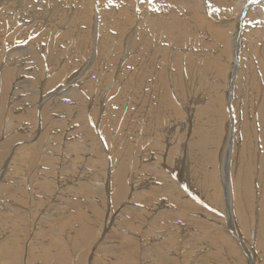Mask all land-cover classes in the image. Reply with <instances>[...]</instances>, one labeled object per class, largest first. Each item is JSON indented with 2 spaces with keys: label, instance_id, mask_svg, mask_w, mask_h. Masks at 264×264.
<instances>
[{
  "label": "rangeland",
  "instance_id": "1",
  "mask_svg": "<svg viewBox=\"0 0 264 264\" xmlns=\"http://www.w3.org/2000/svg\"><path fill=\"white\" fill-rule=\"evenodd\" d=\"M28 1H30V2H32L33 4H37L38 3V1L37 0H28ZM55 1H56V3H55ZM80 1V3L81 4H77V3H71V0H65V2H64V0H52V2L55 4V8L54 7H51V9H52V11H51V18H50V21H51V23L52 22H55V23H57L58 21H59V19H60V21H59V24H57V26L59 25L60 26V22L63 24L64 23V25L63 26H65V24H66V26H68V31H70L71 30V28H72V26L71 25H73V23L75 22V23H77V29H78V33L79 32H81L82 31V35H80V37L79 36H77L76 38H73L72 39V37L71 38H69L68 40L67 39H65L64 38V35L66 34V35H68V32H67V30L62 34V37H63V39H65L66 40V43H67V41H68V52H66V51H64V49L66 48V47H64V45L66 44L65 43V41H62V42H64V44L62 43H60L58 46H57V48H55V49H52V47L51 48H49V49H46L47 48V46H46V43L48 42L49 43V40H51L52 38H57L58 36H60L61 35V33H57V36L56 35H53L52 36V38L50 39V38H47V39H41L40 41H39V46L41 47V45H43L42 46V48L44 49V52L45 51H47L46 52V54L45 55H43L44 53L43 52H41L42 53V56L43 57H41V55H40V57H41V59L44 61V62H46V61H49L48 59H50V63L49 64H51V65H49V67L48 66H44V67H48L47 69H43V72H42V70H38V69H33V68H31V66H29V65H24V64H17L18 66H15V65H12V67H8L6 70H3L2 69V66H4V62L6 61V55L8 56L9 55V53L7 52V51H5L4 49L5 48H1V45L2 46H4V45H7L8 46V49L10 50L12 47L13 48H16V49H14L15 51H13V53L15 54V56L16 57H19V56H23V55H21L20 53H18L19 52V50L18 49H21V50H23L24 48H26L27 47V45L30 43V42H32L33 40H35V39H37V38H39L40 37V31L42 30V28H43V30H44V28H45V26L47 25V23H46V21H45V19L47 18V19H49L48 17L50 16V11L48 12V10H50V9H48L49 7H50V5L52 4V3H50L49 1H46V0H42L41 1V8L39 7V6H37V10L35 11V10H33V7H27V6H25L24 4H20L19 2H17V3H19L20 5H23L24 6V11H25V13H24V15H23V17L27 20V21H31V17L33 16V14L35 13V12H37V13H39V15H38V18L40 17V21L39 22H36V25L37 24H41V23H45L43 26L44 27H42L41 28V26H39V28H40V30H39V28L37 29L38 31V33L36 32V33H34L33 31H34V29H36L35 28V26H33V28L31 29V27L28 29V30H24V32H22L21 31V33L20 34H22V33H27L29 36H27V34H26V36L25 37H22V38H19L20 37V34L19 33H17L16 34V36L13 38V40H11V42H12V44H9L8 43V41H7V39L11 36V35H13V33L15 32L14 30L15 29H17V28H21L22 26H21V24H20V17H17V19L16 20H14V21H12L11 23H9V24H7V22H6V28H4L3 27V23L4 22H2L1 20H0V81H1V83H3V79L4 78H6L5 80H4V82H5V85H7V86H10L11 87V89H10V87H7V86H3L4 87V89L6 90V92H1V86H0V100H2V101H0V111L2 112V114H4V115H0V176H1V173H2V171H3V176H1L0 177V191L2 192V193H0V264H97V263H99V264H125V262H126V264H160V262H161V260H164V262H161V264H166V262H167V259L168 260H172V262L174 263V264H176V261H177V259H178V263H180V264H249V259L244 255V253L246 252V250L244 249V247H242V243L240 242V240L238 241L239 242V246H237L236 244H232V246H228V244H229V241L228 240H226V235L228 236L229 234H227V232H228V228H229V226H228V228H227V224H226V222H225V219H224V216H225V214L227 213H224V211H225V203H223V197H222V193H223V189H222V185L220 184V178L221 177H219L220 175H221V173L223 172V154H222V152H224L225 151V148H226V142L227 143H229V142H231V144L233 145V151L231 152V164H232V167H233V169H232V173H234V177H233V179L235 178V176H236V178H238L239 179V182L240 181H242V182H240V184L239 183H237V184H239L238 185V191L237 192H239L240 191V196H239V199L238 200H236V201H238V202H236V204L234 203V205H235V209H234V213H233V215H232V222H233V226H234V228L236 229L235 231L237 232V234L236 235H238L242 240H243V242H245V244H247L248 245V247H250L252 250H253V254H254V256H255V259H256V264H264V220L263 219H261L260 220V222H259V212L260 211H258V210H260V207H259V205H257V203H259V200H260V196H259V183H258V171H259V168L257 167V165H255V164H257L256 163V161H255V158H253V159H251L250 161H251V163H250V161L248 160L249 159V156H250V153H249V155L248 154H246V153H248L249 152V150H245V152L243 151L244 149L242 148V143L244 142V140L246 139V137L247 136H249V139H251L250 141H251V143H250V149H251V147L253 146V147H257L256 149L257 150H259V155L260 154H262L261 152L263 151V144H264V138H262L261 139V137H262V135L264 134V108H263V99H264V95H263V90H264V80H262V78H261V72H260V70H264V67H263V69H261L260 67H259V65L258 64H260V62H259V60H255L254 59V63H255V69H254V76H255V79H253V84H244V81H245V73H244V71L243 70H246L247 69V67H246V65H244L243 64V62H246V60H245V57L243 58V57H241L242 58V60L240 59V66H241V72L238 74V76H237V78H236V81H235V84H234V88H235V92H233V98H234V103H233V106H234V108H233V113H232V118L231 119H233L232 121H233V123L230 125V123H231V119H230V117H229V119H230V122H229V120H228V118H227V113H225V111H226V104H225V100H226V95L229 93V91H225L226 90V88H225V83L226 82H230V79H231V77L230 76H232V74H233V68L231 67V65H230V63H229V66L228 65H226V63L225 64H223V62L222 63H220V69H219V67L217 68L216 67V64L213 66L212 65V68L214 69V70H216L217 69V71L219 70V73H220V75H221V77H220V75H219V78H215V76H214V72H212V70H208V69H204L203 68V76H202V80L200 81V82H198L197 83V85H196V79H195V81L194 80H190V82H189V84H188V82L187 81H189V79L192 77V74H191V76H190V74H189V72H188V70L187 69H185V66H186V63H185V61H184V59H185V57H187V55H186V53H185V50H183V49H181L180 50V52L178 51L177 53H174L173 52V50H174V45H173V47H172V49H167V51H165V57L167 58V60L166 61H164V65H163V67L162 68H164L165 70H166V77H168L167 78V82H168V88H169V93H170V96L171 95H173V97H169V99H171L172 98V100L175 102L176 100H174L176 97H175V92H176V94H177V97H178V99H179V102H185V104H181L183 107L185 106V108H189V106L191 105V103L192 104H194L195 105V107H197L196 109H192L191 111L193 112L194 111V114H196V115H192L191 117H189V119H188V117L186 118L185 117V114L183 113V111H182V113H181V110L180 109H177L176 107H174V108H176V110L171 106V108H170V110L168 111V113H166V115L165 116H163V117H165V118H160V117H158V116H156V113H155V111L153 112V109H152V107L153 108H155V106H156V104H158L157 102L159 101V95H158V93L156 92V93H154L153 91H151V92H149L148 90H149V88L151 87V86H153V85H156V88H158V87H162V86H164V87H162L163 89L164 88H166V86H167V83L165 84V85H163L162 83L160 84V82L156 79V76H154V75H149L151 78H149L148 80H146L147 81V84L146 83H141L142 85H139V92L137 91V92H134V96L136 95V97H134V98H138V100L137 101H135V100H133V102H134V104H132L131 105V103H133V102H130V94H131V92L133 91V89H134V87L135 86H137L138 87V84H131V87H130V84H124L123 83V81L125 82V80H126V78H127V76L126 77H123V81L122 82H118V83H115V80L113 79V77H112V74H114V73H118V70H119V68H121L122 67V65H120L119 63H121V62H119L118 64H114L115 62H117V60H116V58L118 59V55H120L119 54V51H118V53H111V51H110V53H109V51L107 52V55H109L110 54V56H111V59H113L112 57H115V60H114V63H111V64H109L107 67L109 68V69H107V68H103V69H101L100 70V67L99 66H101L104 62H106V60H108L107 59V57H105V59L104 60H102V54H103V52H101V51H99V50H94L95 48H91L92 47V45H91V43H92V36L91 35H93V30H91V28H89V26H87L85 23H84V21L83 20H80L79 18H78V20H77V18H76V14H74L75 13V11H78V12H80V11H83L85 8H83V7H85L84 5H82L83 3H82V0H79ZM48 2V3H47ZM16 3V7L18 8V4ZM61 3V4H60ZM65 3V4H64ZM69 3H71V5L69 4ZM64 4V5H63ZM68 4V5H67ZM208 5H209V3H207ZM206 4V5H207ZM58 5V6H57ZM75 5H77V7L75 8L74 6ZM6 7H5V9L6 10H9V8H7V5H5ZM65 6H67L68 7V9H66L67 7H65ZM70 6V7H69ZM71 7L73 8V9H71ZM45 10H44V9ZM58 8V9H57ZM83 8V9H82ZM46 9H48V10H46ZM63 9V10H62ZM1 10H3L2 8L0 9V11ZM65 10V11H64ZM62 11H64V12H68V17H67V15H62L63 13H61ZM263 11V10H262ZM29 12V13H28ZM41 12V13H40ZM44 12V13H43ZM72 14H71V13ZM12 13L13 12H11L10 13V15L12 16ZM53 13H54V15H53ZM14 14H16L15 12H14ZM29 14V15H28ZM87 14V13H86ZM75 15V16H74ZM55 16V17H54ZM59 18H58V17ZM66 18V20H64L65 18ZM54 17V18H53ZM83 17V16H82ZM58 18V19H57ZM62 18H63V20L64 21H66V22H68V24L66 23V22H63V20H62ZM67 18H68V20H67ZM71 18H72V22L73 23H71ZM45 21H43V20ZM83 19V18H82ZM62 20V21H61ZM82 21V22H81ZM2 23V24H1ZM80 23V24H79ZM32 23H30V25H31ZM69 24H71V25H69ZM82 24V25H81ZM107 24V23H106ZM10 25V26H9ZM29 25V26H30ZM33 25V24H32ZM42 25V24H41ZM108 25H109V23H108ZM108 25H105L106 26V28H108ZM5 26V25H4ZM17 26V27H16ZM21 26V27H20ZM71 26V27H70ZM141 27H142V29H143V31H142V33H144L145 31H146V26H144V25H140ZM87 28V29H86ZM4 29V30H3ZM8 31H7V30ZM12 30V31H11ZM32 32H31V31ZM104 30H106L105 28H104ZM26 31V32H25ZM28 31V32H27ZM87 31H89L88 32V34H87ZM127 31H129V30H127ZM50 32H52V31H50ZM67 32V33H66ZM91 32V33H90ZM31 33V34H30ZM108 33V35L109 36H111V37H119V38H121V39H123L122 40V45H125V42H126V39H125V37L123 38V36H125V35H121L122 33L121 32H119V31H113V30H109V32H107ZM116 33V34H115ZM125 32L123 31V34H124ZM142 33H140V35H139V38L141 37L142 38V36H144ZM189 33V32H188ZM8 34H10V35H8ZM19 34V35H18ZM37 34V35H36ZM126 34V33H125ZM8 35V36H7ZM33 35V36H32ZM73 35V33H71L70 34V36H72ZM79 35V34H78ZM91 37H90V36ZM115 35V36H114ZM117 35V36H116ZM142 35V36H141ZM192 35V36H191ZM19 36V37H18ZM105 36V35H104ZM103 35H101L100 37H102V38H100V40H106V36L104 37ZM104 37V38H103ZM148 37V36H147ZM191 37V38H190ZM33 38V39H32ZM43 38V37H42ZM98 38V37H97ZM140 38V41L142 40ZM144 38V37H143ZM148 38H150V37H148ZM160 38H162L161 36H159V40H161ZM19 39H21V40H19ZM32 41H31V40ZM163 40L165 39V38H162ZM177 39V41H178V43H180L179 45H182V47H184V45L186 44V46H187V53H194V54H207L208 56H206V57H208L210 60H211V58H214V57H212V51L213 50H211V54H209L210 52V49L208 48V49H206V48H204L203 46H201L202 45V43L203 42H205L204 40L206 39L207 40V38H203V40H201V39H199V38H195V35L192 33V34H187L185 37H183V35H181V39L180 38H176ZM199 39V40H198ZM18 40V41H17ZM45 42H44V41ZM54 40V39H53ZM71 40V41H70ZM137 40V39H136ZM135 40V41H136ZM198 40V41H197ZM200 40L202 41V42H200ZM14 41V42H13ZM42 41V42H41ZM72 41H73V44H72ZM139 41V42H140ZM148 41H149V39H148ZM189 41V42H188ZM197 41V42H196ZM45 44H44V43ZM133 42V43H132ZM174 42V41H173ZM182 42H183V44H182ZM42 43V44H41ZM47 43V44H48ZM77 43V44H76ZM80 43V44H79ZM130 43H132V45L130 44ZM129 43V45L127 44L126 46H129V49H132L133 51H134V49H135V52H134V55L136 56V55H138L139 56V53H142V52H138L137 51V48L139 47L140 49H144L145 51H146V57L148 58V56H149V53H148V51L150 50V47H151V42L149 41L148 43L146 42V44H144V46H140L139 44H138V42H137V44L139 45V46H137V44H135L134 46H133V44H134V41H131ZM194 43H196V44H194ZM199 45H198V44ZM201 43V44H200ZM260 43H262V42H260ZM66 44V45H67ZM109 44H110V42H109ZM148 44V45H147ZM161 44V46H163V42L162 43H160ZM166 44H168L167 42H166ZM189 44V45H188ZM15 45V46H14ZM63 47H62V46ZM75 45V47H73ZM60 46V47H59ZM150 46V47H149ZM152 46H153V44H152ZM189 46V47H188ZM201 46V47H200ZM19 47V48H18ZM21 47V48H20ZM78 47V48H77ZM79 47H80V49H82V50H80L79 49ZM125 47V46H124ZM124 47L122 48V50H121V55L120 56H124V54L126 53L125 51V49H124ZM133 47V48H132ZM148 47V48H147ZM169 47H171V46H169ZM198 47V48H197ZM176 48V47H175ZM197 48V49H196ZM202 48V49H201ZM46 49V50H45ZM58 49V50H57ZM73 49V50H72ZM78 49V50H77ZM93 49V50H92ZM108 50L109 49H111V48H107ZM199 49V51L197 52V50ZM52 50V51H51ZM54 50V51H53ZM74 50H77V53H76V51H74ZM169 50V51H168ZM195 50V51H194ZM206 50H208V51H206ZM24 51V50H23ZM79 51H81L80 53H79ZM93 51V52H92ZM99 51V52H98ZM106 51V50H105ZM104 51V52H105ZM184 51V52H183ZM206 51V52H205ZM12 52V51H11ZM98 54H97V53ZM115 52V51H114ZM125 52V53H124ZM130 52V51H129ZM196 52V53H195ZM214 52H215V50H214ZM40 53V54H41ZM68 53V54H67ZM71 53H73V55L71 54ZM96 54L95 55V57H96V68H92L91 69V73L92 74H94V75H91L90 73H87V72H84L82 75H84V76H80V74L82 73V70H83V67L85 66V64H87V62L91 59V57L93 56V54ZM109 53V54H108ZM137 53V54H136ZM172 53H173V55H172ZM37 54H39L38 52H37ZM112 54V55H111ZM116 54V55H115ZM71 55V56H70ZM132 55H133V53H132ZM4 58H3V57ZM14 56V55H13ZM25 56V55H24ZM44 56H46V57H44ZM61 56V57H60ZM68 56V57H67ZM73 56V59L71 58ZM137 56V57H138ZM160 56H161V53H159V55L157 56L158 57V60H156L155 62H153L152 64V66H151V68H153V70H157V72H161L162 71V68H161V65H159L158 66V63H160ZM177 56V57H176ZM35 57V56H34ZM76 57V58H75ZM77 57H79V58H77ZM130 57V56H129ZM137 57H136V59H137ZM143 57V56H142ZM145 57V58H146ZM1 58H2V60H1ZM30 58V59H29ZM45 60H44V59ZM99 58V59H98ZM119 58H121V57H119ZM131 58V57H130ZM141 57H139L136 61H139V60H141L140 59ZM144 58V59H145ZM69 61H68V60ZM98 59V60H97ZM132 59V58H131ZM133 59H134V57H133ZM165 59V58H164ZM183 59V60H182ZM191 59L192 60H194L193 61V63L195 62H201L200 61V59H202V58H193V57H191ZM57 63H55L54 61ZM57 60H59V61H57ZM68 61L69 63H71L70 65H69V63L67 64V62L66 61ZM143 60V59H142ZM4 61V62H3ZM27 61L29 62V61H32V56L31 57H28L27 58ZM66 62L65 64H62L63 62ZM72 61V62H71ZM83 61V62H82ZM242 61V62H241ZM56 64V65H54V63ZM61 63V64H60ZM124 63V62H123ZM122 63V64H123ZM170 63V64H169ZM195 63H194V70L195 69H198V65H197V63H196V65H195ZM59 64V65H58ZM167 66H166V65ZM169 64V65H168ZM54 65V66H53ZM73 65V66H72ZM182 65V66H181ZM9 66V65H8ZM51 66V67H50ZM115 66H117V67H115ZM165 66V67H164ZM196 66V67H195ZM102 67H104V66H102ZM115 68V69H112V68ZM228 67H230V68H228ZM20 68H21V73H20ZM54 68V69H53ZM61 68H63V69H61ZM99 68V69H98ZM111 68V69H110ZM134 68V65H127L126 66V70L127 71H132V70H134L133 69ZM167 68V69H166ZM181 68H182V71H181ZM223 68H226L225 69V71H224V69ZM228 68V69H227ZM232 68V69H231ZM12 69H14V71L12 70ZM51 69H53L51 72H50V70ZM160 69V70H159ZM11 70H12V72H11ZM17 71V73H16V71ZM49 70V71H48ZM61 70H62V72H61ZM71 70V71H70ZM101 71V74L99 75V73H98V71ZM112 70H113V72H112ZM206 70V71H205ZM223 70V71H222ZM4 71V72H3ZM8 71H10V72H8ZM23 71V72H22ZM26 71V72H25ZM66 71V72H65ZM80 71H81V73H80ZM96 71H97V73H96ZM108 71H110L111 72V74H109L110 72H108ZM169 71V72H168ZM184 71V72H183ZM187 71V72H186ZM210 71V72H209ZM6 72H8L7 74H8V76H6V77H3L2 75H4ZM31 74H30V73ZM70 72V73H69ZM103 72H108V74H103ZM15 73V74H14ZM24 73V74H23ZM43 73H45L44 74V78H43V80H42V74ZM195 73L197 74V70L195 71ZM213 73V74H212ZM228 75H227V74ZM18 74V75H17ZM21 74V75H20ZM55 74V75H54ZM60 74V75H59ZM64 74V75H63ZM69 74V75H68ZM78 74V75H77ZM85 74H86V76H85ZM129 74V73H128ZM131 74V73H130ZM129 74V75H130ZM171 74V75H170ZM182 75V76H184L187 80H186V82H187V86L186 87H183L184 89L185 88H187V89H182L181 88V85H178V83H175V85H174V82H173V79H175V77L177 76V75ZM196 74H195V76H196ZM231 74V75H230ZM15 75V76H14ZM76 75V76H75ZM107 75H108V77H107ZM170 75V76H169ZM212 75V76H211ZM258 75V76H257ZM12 76H13V78H12ZM31 76V77H30ZM48 77L49 79H47L46 77ZM72 76V77H71ZM91 76V77H90ZM103 76H105L104 77V79H106L105 81H104V79L102 78ZM114 76V75H113ZM3 77V78H2ZM35 77V78H34ZM60 77H62V79H60ZM79 78L80 79V81H79V79H76V78ZM82 77H83V82L85 81V84L83 85V82H82ZM99 77V78H98ZM111 77H112V80H111ZM171 77H173V79L171 78ZM190 77V78H189ZM222 77L224 78V79H222ZM230 77V78H229ZM16 78V79H15ZM34 78V86L32 87L31 85H27V83L28 82H30V81H32V79ZM70 78H71V80H70ZM73 78H75V79H73ZM84 78H86V79H84ZM89 78V79H88ZM94 78H95V80H94ZM107 78H109V80L107 79ZM170 78V79H169ZM226 78H227V80H226ZM38 81H37V80ZM41 81H40V80ZM58 79H59V81H58ZM67 79H68V81H67ZM91 79V80H90ZM222 79V80H221ZM229 79V80H228ZM47 80H48V82H47ZM54 81V83L53 82H51V81ZM159 82H157V81ZM19 81V82H18ZM65 81H67V83L65 82ZM78 81V82H77ZM108 81H109V83H108ZM153 81V82H152ZM261 81V82H260ZM21 82V83H20ZM27 82V83H26ZM44 82H46V85H45V83ZM88 82V83H87ZM112 82H114V84L112 83ZM117 82V81H116ZM139 82V81H138ZM150 82V85H148V83ZM173 82V83H172ZM178 82V81H177ZM191 82H192V86H191ZM205 82V83H204ZM210 82V83H209ZM39 83V84H38ZM47 83H49L48 84V88L46 87L47 86ZM58 83V84H57ZM69 83H71V84H69ZM87 83V84H86ZM90 83V84H89ZM209 83V84H208ZM36 84V85H35ZM50 84H51V87H50ZM56 86H55V85ZM65 84V85H64ZM69 84V85H68ZM80 84H82V85H80ZM89 84V85H88ZM118 84H120V86L118 85ZM122 84H124V85H122ZM146 84V85H145ZM152 84V85H151ZM195 84V85H194ZM214 84V85H213ZM91 85V86H90ZM127 85V86H126ZM174 85V86H173ZM177 85V86H176ZM212 87H211V86ZM216 85V86H215ZM222 87H224L225 88V90H224V88H222ZM242 85V86H241ZM30 87V89L31 90H35L37 93H38V91H40V93L42 94H38V95H40V96H37V97H35L34 99H36V98H38L39 99V102H41V103H39L38 101H37V99H36V101L34 102V100H32L31 102H26L25 104H24V106L26 105V104H32V106H33V108H37L36 110H37V115H36V118H37V128H36V130H37V134L38 135H42L41 137L40 136H38V137H36L37 139H38V142H37V139L34 141V143L35 142H37L36 144H38V146H37V148H38V151H39V149H40V151L38 152L39 153V155L37 154V151H36V155L34 154H32V153H26V154H24L22 157H15L14 158V156L12 157V158H14V160L12 159L11 161H13V162H6V160L8 159V154H9V152H10V150H9V148H8V143H9V141L11 140V139H14L16 136H15V132L14 131H12L11 132V129H14L15 128V123H14V119H13V117L16 119V120H18L17 118L18 117H15L16 115L14 114L13 115V113H15L16 112V110H15V106H13V103H11V101H12V99L10 98V97H13V100H19L18 102L16 101V105H18V103H19V105H22L23 104V101L25 100V97H27V95L29 94H31V90H29L28 91V87ZM53 86H54V88H53ZM63 86H66L69 90L68 91H72V90H70V89H75L76 91H79V94H80V96H81V94H82V98L86 101H84L82 98L80 99L81 101H79L78 99H76V100H78V101H73V100H71V99H67V98H65V99H67L69 102H70V104H69V106H68V109H74L75 111H74V113H72L73 112V110H71L70 109V114L71 115H69V113H67L66 114V112L68 111L66 108H64L65 106H63L64 105V101H66V100H64V101H61L60 103H58L59 104V106H58V104H57V107H53V105H55L56 103H54V102H52L51 100L53 99V97L55 96V98H58V96L59 95H54V96H52V97H49L50 95H52V94H54V92H56V93H58V89H60L61 87H63ZM79 88H78V87ZM82 86V87H81ZM86 86H88V87H90V88H92V86H93V88L92 89H89V90H83L82 91V89L84 88V89H87L86 88ZM96 86V87H95ZM115 86V87H114ZM126 90H124V91H122V87ZM125 86V87H124ZM148 86V87H147ZM158 86V87H157ZM179 86V87H178ZM210 86V87H209ZM19 87H20V89H19ZM71 87V88H70ZM128 89H127V88ZM141 87H143V88H141ZM161 87H160V90H163V89H161ZM172 87V88H171ZM196 87V88H195ZM221 87V88H220ZM8 88V89H7ZM37 88V89H36ZM39 88H42V89H39ZM46 88V89H45ZM181 88V89H180ZM49 91H48V90ZM79 89V90H78ZM171 89V90H170ZM175 91H174V90ZM180 89V90H179ZM196 89V90H195ZM260 89V90H259ZM10 90V91H9ZM91 90H92V92H91ZM120 90H121V92H123V94L120 92ZM159 90V89H158ZM186 90H188L187 92H185ZM191 90L192 91H196V94H195V91L194 92H191ZM212 90V91H211ZM4 91V90H3ZM13 91V92H12ZM15 91V92H14ZM25 91V92H24ZM27 91V92H26ZM53 91V92H52ZM84 91H86L89 95H87V96H85L87 93H84ZM115 91V92H114ZM171 91V92H170ZM183 91V92H182ZM21 92V93H20ZM50 92V93H49ZM80 92H82V93H80ZM91 92V93H90ZM143 92L145 93H147V94H150V95H147L146 93H145V95H147L146 97L147 98H145L144 96H139V94L140 95H142L143 94ZM149 92V93H148ZM153 92V93H152ZM188 92H189V94H188ZM215 92V93H214ZM219 92H220V95L218 96L217 94H219ZM226 92H227V94H226ZM257 92V93H256ZM121 93V94H120ZM137 93V94H136ZM152 93V94H151ZM183 93V94H182ZM223 93V94H222ZM261 93V94H260ZM4 94V95H3ZM16 94L18 95L17 97H16ZM20 94H21V96H20ZM92 94V95H91ZM112 94V95H111ZM185 94V95H184ZM222 94V95H221ZM28 95V96H29ZM45 95V96H44ZM47 95V96H46ZM120 95V96H119ZM124 97H123V96ZM144 95V94H143ZM158 95V96H157ZM212 95V96H211ZM224 95V96H223ZM10 96V97H9ZM220 96H222L223 98H224V101H223V98H221ZM240 96V97H239ZM85 97V98H84ZM120 97V98H119ZM175 97V98H174ZM192 97V98H191ZM210 97V98H209ZM217 97H220L221 99H222V101L220 100V98L218 99H216ZM46 98L48 99L47 101H45L44 103L45 104H43L42 103V101L43 100H46ZM113 98V99H112ZM117 98V99H116ZM121 98H123L122 100H119V99H121ZM141 98V99H140ZM186 98V99H185ZM212 98V99H211ZM253 98V99H252ZM116 99V100H115ZM144 99V102H145V99H147L146 100V102L144 103L142 100ZM189 99V100H188ZM215 99V100H214ZM10 102H8V101ZM23 100V101H22ZM82 100L84 101V103L82 102ZM114 100L116 101V103H114ZM119 101V103H118V101ZM181 100V101H180ZM183 100V101H182ZM188 102H187V101ZM202 100V101H201ZM219 100V101H218ZM236 100V101H235ZM238 100V101H237ZM198 101V102H197ZM218 101V102H217ZM34 102V103H33ZM50 102H52V103H50ZM74 102H75V104L76 105H78L77 107L75 106V104H74ZM82 102V103H81ZM88 102V103H87ZM107 102V103H106ZM110 102V103H109ZM122 102V103H121ZM136 102H138V103H136ZM223 102V103H222ZM257 102H259V103H257ZM50 103V104H49ZM92 105H91V104ZM118 103V104H117ZM128 103V104H127ZM142 105H141V104ZM196 103V104H195ZM199 105H198V104ZM223 105H222V104ZM8 104V105H7ZM28 104V105H29ZM31 104H30V106H31ZM37 105V106H35V105ZM48 104V105H47ZM52 104V105H51ZM80 104H81V106L83 107H81L80 106ZM83 104H85V105H83ZM86 104H87V106H86ZM112 104H113V106H112ZM136 104V107H132V106H134ZM206 104V105H205ZM42 105V106H41ZM51 105V106H50ZM62 105V106H61ZM89 105L90 106H92V109H89ZM103 105H104V107H103ZM105 105H106V107H105ZM107 105H109L110 107H108ZM145 105V106H144ZM188 105V106H187ZM205 106V107H203V106ZM223 107H222V106ZM51 108V110H50V108ZM75 106V107H74ZM95 108H94V107ZM144 106V107H143ZM151 107V109H150V107ZM44 107H47V109L48 110H50V111H48V110H46V108H44ZM60 107H63V108H60ZM70 107V108H69ZM72 107H74V108H72ZM132 107V108H131ZM139 107H141V108H139ZM223 109H222V108ZM2 108H4V109H2ZM11 108H13V109H11ZM57 108H59V110L57 109V111H59V113L56 111V109ZM79 108H82V111H89L88 113V115H92L91 116V121H86L84 118L86 117L85 116V114H84V121H86V126H89V127H85L84 125L82 126V120H81V124L79 123V120L77 121V119L75 118V113H76V111L79 109ZM98 110H97V109ZM109 108V109H108ZM128 108H130L131 109V111L128 109ZM148 108V109H147ZM198 108L200 109V110H202V111H197L198 110ZM204 108V109H203ZM6 109V110H5ZM8 109H10V111L9 112H7L8 111ZM42 109H43V111H42ZM93 109H95V110H93ZM103 109L105 110V112L107 113L108 111H109V113H107V115H106V113H104L103 112ZM128 109V110H127ZM142 110L141 112H139L140 110ZM149 109L153 112H151V111H149ZM156 109V108H155ZM214 109V110H213ZM256 109V110H255ZM260 109L263 111V113L262 112H260ZM5 110V113L3 112ZM12 110H14V111H12ZM46 110V111H45ZM55 110V111H54ZM107 110V111H106ZM134 110V111H133ZM139 110V111H138ZM204 110V111H203ZM207 110V111H206ZM22 111L24 112V110L22 109ZM42 112L43 114H45L47 117H45L44 116V122H42V120H43V114L41 113V115L39 116V112ZM52 111H54V112H52ZM64 111V112H63ZM72 111V112H71ZM92 111V112H91ZM113 111V112H112ZM115 111H117V112H115ZM121 113H120V112ZM128 111H130V112H128ZM146 111H147V113H146ZM172 113H171V112ZM224 112V116H223V112ZM256 111V112H255ZM45 112V113H44ZM49 114H48V113ZM63 112V113H62ZM111 112V113H110ZM132 112V113H131ZM175 112V113H174ZM177 112V113H176ZM102 113H104V114H102ZM127 113V114H126ZM131 113V114H130ZM174 113V114H173ZM179 113V114H178ZM25 114V113H24ZM53 114H55L54 116H53ZM56 114H58V115H56ZM63 114H65L66 115V118H65V115H63ZM73 114V115H72ZM109 114H111V115H109ZM116 114H117V116H116ZM120 114V115H119ZM139 114V115H138ZM150 114V115H149ZM169 114H171V115H173L172 117H171V115H169ZM178 114V115H177ZM182 114V115H181ZM192 114V113H191ZM7 115H9V117H7ZM11 115V116H10ZM18 115V114H17ZM26 115V114H25ZM34 115H35V113H34ZM51 115V116H50ZM60 115H62V116H60ZM87 115V114H86ZM105 115V116H104ZM118 115L120 116V118L118 117ZM125 115H126V117H128L127 119H126V117H125ZM130 115V116H129ZM137 115V116H136ZM143 115V116H142ZM183 115H184V117H183ZM198 115V116H197ZM41 116H42V118H41ZM57 116V117H56ZM58 116H60V117H58ZM68 116V117H67ZM72 116V117H71ZM178 116H181L180 118L178 117ZM217 116H219V117H217ZM256 116V117H255ZM4 117V118H3ZM12 117V118H11ZM35 117V116H34ZM89 118H90V116H88ZM88 117H87V119H88ZM102 117H104L103 118V121H104V123L105 124H107V126L105 127V126H102V124H104L103 122H102ZM105 117H106V119H105ZM108 117H110V119L108 118ZM125 117V118H124ZM153 117V118H152ZM170 117V118H169ZM196 118V119H194V118ZM225 117H226V119H225ZM9 118V119H8ZM13 119V120H11V119ZM48 118H50L49 120H48ZM54 118H58L57 120H55ZM60 118V119H59ZM61 118H62V120H63V118H64V123H63V121L61 120ZM73 118V119H72ZM119 118V119H118ZM122 118V119H121ZM141 118H142V120L143 121H141ZM160 118V119H159ZM168 118V119H167ZM181 118H183V120L181 119ZM217 118V119H216ZM221 118H223V120L221 119ZM2 119V120H1ZM7 119V120H6ZM42 119V120H41ZM47 119V120H46ZM54 119V120H53ZM72 119V120H71ZM116 119H118V121L116 120ZM125 119V120H124ZM136 119H139V120H137L136 121ZM180 119V120H179ZM186 119V120H185ZM221 119V120H220ZM258 119V120H257ZM53 120V121H52ZM66 120V121H65ZM76 120V121H75ZM90 120V119H89ZM95 120V121H94ZM105 120H107L108 122H106ZM123 120H124V123H123V125H122V122H123ZM163 120H165V121H163ZM193 120H195V121H192ZM226 120V122H224ZM235 120V121H234ZM41 121V122H40ZM52 121V122H51ZM59 121V122H58ZM128 121V122H127ZM129 121H130V123H129ZM140 121L142 122V124L140 123ZM147 123H146V122ZM187 121H188V124H185V122L187 123ZM218 121H219V123H218ZM2 122V123H1ZM8 122V123H7ZM47 122V123H46ZM65 122H66V124H65ZM143 122L145 123V124H143ZM203 122V123H202ZM223 122V123H222ZM41 123H44V124H41ZM50 123H53V124H51V125H49ZM74 123V124H73ZM76 123V124H75ZM93 123V124H92ZM102 123V124H101ZM140 123V124H139ZM152 123V124H151ZM228 123H229V126H228ZM3 124V125H2ZM5 124V125H4ZM38 124H40V125H38ZM66 126H65V125ZM84 124V123H83ZM135 124V125H134ZM184 124H185V126H184ZM220 124H222V126L220 125ZM50 126V127H46V126ZM56 125V126H55ZM59 126V128H58V126ZM70 125H72V126H70ZM92 125V126H91ZM95 127H94V126ZM102 127H101V126ZM152 125V126H151ZM164 125H165V127H164ZM226 125V126H225ZM234 125V126H233ZM8 126V127H7ZM61 126V127H60ZM115 126V127H114ZM120 126H123V128L121 127V129H120ZM188 126V127H187ZM195 126V127H194ZM197 126V127H196ZM218 126V127H217ZM224 126V127H223ZM228 126V127H227ZM238 126H240V127H238ZM3 127V128H2ZM11 127V128H10ZM55 129H54V128ZM93 127V128H92ZM100 127L102 128V133H103V136H101V133H100ZM107 128V130L109 131V133H108V131H106V129L105 128ZM110 127V128H109ZM140 127V128H139ZM148 127V128H147ZM172 127H173V129H172ZM181 127V128H180ZM190 127H191V129H190ZM223 127V128H222ZM60 130H58V129ZM64 128V129H63ZM69 128V129H68ZM80 128H83V129H80ZM87 128H89L90 129V131H91V133L93 134V136H91V137H94V139L92 138L91 140L89 139L90 137H87V136H90V133H89V135H88V133H86L87 132ZM105 130H104V129ZM130 128V129H129ZM171 128V129H170ZM177 128H178V130L179 131H181L180 133H178L177 134V136H176V134H175V132L176 131H178L177 130ZM188 128V129H187ZM196 128V129H195ZM216 128H218V132H217V129ZM243 128V129H242ZM3 129V130H2ZM34 129L35 128H32V130L34 131ZM42 130L43 132H44V130H46L45 131V133H43L42 131V133L41 132H39L38 130ZM48 129H50V131L48 130ZM85 129V130H84ZM110 129V130H109ZM124 129V130H123ZM126 129V130H125ZM133 129V130H132ZM137 129V130H136ZM146 129V130H145ZM153 129V130H152ZM166 129H167V131H166ZM190 129V130H189ZM220 129V130H219ZM222 129V130H221ZM226 129V130H225ZM233 129V130H232ZM234 129H235V131H234ZM54 130H55V133H54ZM69 130V131H68ZM70 130H71V132H70ZM78 130V131H77ZM80 130H82V131H84V132H82V134H81V132H80ZM112 130V131H111ZM119 130H122V131H119ZM162 130V131H161ZM215 130V131H214ZM58 131V132H57ZM94 131H95V133H94ZM104 131V132H103ZM111 131V132H110ZM119 131V132H118ZM128 131V132H127ZM163 131H165L166 133H168V131L170 132V133H168V134H165V132H163ZM192 131V132H191ZM195 131V132H194ZM197 131V132H196ZM214 131V132H213ZM221 131V132H220ZM240 131V132H239ZM242 131V132H241ZM246 131V132H245ZM2 132V133H1ZM48 132H49V135L50 136H52V138L54 139V142H53V144H51L52 142L51 141H53V139L49 136V138H48V136L46 135V134H48ZM78 132V133H77ZM113 132V133H112ZM117 132V133H116ZM121 132V133H120ZM186 132V133H185ZM191 132V133H190ZM224 134H223V133ZM227 132V133H226ZM52 133H53V135H61V136H56V137H54L53 135H52ZM60 133H62V134H60ZM64 133V134H63ZM77 133V134H76ZM87 134V136H85L86 134ZM123 133V134H122ZM164 133V134H163ZM171 133H172V135H171ZM183 133V134H182ZM189 133H190V135H189ZM194 133H199V135H200V137L199 138H201V139H196L195 140V135H193ZM246 133V134H245ZM2 134V135H1ZM8 134V135H7ZM10 134V135H9ZM18 133H16V135H17ZM34 134V133H33ZM32 134V135H33ZM70 134V135H69ZM75 137H72V135ZM85 134V135H84ZM99 134V135H98ZM113 134V135H112ZM137 134V135H136ZM215 134V135H214ZM218 134H220V135H218ZM234 136H233V135ZM242 134V135H241ZM68 137H67V136ZM105 135H107V137L105 136ZM118 135V136H117ZM151 135V136H150ZM162 135H166V137H163ZM253 135H255V137L257 138V139H254L255 137L253 136ZM45 136V137H44ZM78 136H81V137H83L84 139H82L81 138V140H79V138L80 137H78ZM104 136H105V138H104ZM169 136L171 137V138H169ZM202 136V137H201ZM237 136V137H236ZM240 136V137H239ZM245 136V137H244ZM5 137V138H4ZM62 139H61V138ZM67 137V138H66ZM70 137V138H69ZM99 137V138H98ZM126 137V138H125ZM137 137V138H136ZM164 138L166 141H164V139H163V146H164V144H166L169 140V144H168V148H167V146H164V152H163V154H166L167 153V151L169 150V147L171 148V149H174V150H176V151H171L170 152V150H169V152H168V154L169 153H171V154H169L168 156L169 157H171L170 159L168 158L167 160L168 161H166V164L164 165V166H161L160 168L163 170L161 173H159V175L158 174H155V172L153 173V172H149V173H142V170H140V169H143L144 168V166L141 168L139 165H140V161H142V159H143V153L145 152V150H146V148L150 145V143L153 141V139H155V143L153 144V145H155V146H161V145H158L159 143H160V139H162V138ZM176 137H177V139L179 140H177L176 139ZM222 137H223V140H222ZM42 139V141L40 140V139ZM55 138H56V140H58V142L56 143V140H55ZM60 138V139H59ZM65 138V139H64ZM103 138V139H102ZM126 140H125V139ZM134 138V139H133ZM141 138V139H140ZM143 138V139H142ZM158 138V139H157ZM174 138V139H173ZM181 138V139H180ZM185 138H187V139H185ZM226 138H228V140L226 139ZM240 138V139H239ZM52 139V140H51ZM70 139V140H69ZM89 139V140H88ZM96 139H97V141H96ZM104 139L106 140V141H104ZM109 139V140H108ZM113 139H117V140H114V143L112 142L113 141ZM119 139V140H118ZM150 139H152V141L150 140ZM169 139V140H168ZM184 139V140H183ZM190 139V140H189ZM243 139V140H242ZM261 139V140H260ZM20 143H26V141L28 140V138L27 139H25V141H24V138H22V140L24 141H22V140H20V139H17ZM47 140H49V141H47ZM66 140H69V141H67L68 143H70V144H67V142H66ZM72 140H75V142L74 141H72ZM83 140V141H82ZM92 140L94 141L93 142V144H91L92 143ZM100 142H99V141ZM108 140V141H107ZM158 140V141H157ZM195 140V141H194ZM221 140V141H220ZM224 140H227L226 142H224ZM43 141H45V142H43ZM59 141H61V142H59ZM62 141H65V142H62ZM76 141H80V142H76ZM96 141V142H95ZM109 141H111V143L109 142ZM186 141H188V143L186 142ZM202 141V142H201ZM19 142H16V143H18V144H20ZM86 142V143H85ZM89 142H91V143H89ZM139 142V143H138ZM174 144H173V143ZM181 142V143H180ZM224 143V144H222V143ZM44 143V144H43ZM47 143H50V145L48 144L47 145ZM61 143V144H60ZM74 143V144H73ZM88 143V144H87ZM100 143H102V144H104V145H102V144H100ZM119 143H121V144H119ZM141 143V145H139ZM158 143V144H157ZM171 143V144H170ZM178 143L183 147V150H185V151H183L182 150V154L184 153V152H186L187 153V155H188V157H187V159L188 160H186V161H188V162H190V163H188V162H186L185 161V159H186V157H184V156H182L181 154L179 155V152L178 151H180V149L179 150H177L178 149V147H177V149H175L174 148V146H172V145H175V146H177L178 145ZM199 143H200V145H199ZM204 145H203V144ZM213 143V144H212ZM21 144V145H22ZM54 144H56V145H60V148L58 149L57 147H56V145H54ZM85 144V145H84ZM90 144V145H89ZM97 144V145H96ZM108 144V145H107ZM115 144H119L118 146L117 145H115ZM212 144V145H211ZM45 145H47L48 147H49V149L50 150H52V154L55 156H51L52 158H53V160H52V158L50 157V159H47V158H45V156L43 155V154H41V151L42 152H44V147H45ZM81 145V146H80ZM86 147H84V146ZM91 145H96V146H94V148H92V146ZM103 146V148L105 149L106 148V150L104 151V150H102L103 148H102V146ZM106 145V146H105ZM144 145V146H143ZM192 145V146H191ZM203 145V147H201ZM70 146V147H69ZM76 146H77V149H76ZM78 146L79 147H82V148H78ZM105 146V147H104ZM108 146V147H107ZM119 146L121 147V148H119ZM132 146V147H131ZM138 146L140 147V148H138ZM195 146V147H194ZM202 148H200V147ZM41 147V148H40ZM55 147V148H54ZM69 147V148H68ZM73 147V148H72ZM91 147V149H93L94 150V152H93V150L91 151V149H87V148H90ZM96 147V148H95ZM114 147V148H113ZM166 147V148H165ZM193 147V150H195V154H192V155H190V148H192ZM212 147V148H211ZM56 150H54V149ZM97 148H99V149H97ZM109 148V149H108ZM122 148L124 149V151L122 150ZM129 148V149H128ZM181 148V147H180ZM210 148V149H209ZM58 149V150H57ZM74 149V150H73ZM81 150V152H80V150ZM84 149V150H83ZM86 149V150H85ZM111 149L113 150V152H111ZM115 149V150H114ZM133 149H135L134 151H132ZM168 149V150H167ZM200 149H201V151H200ZM222 149H224V150H222ZM242 149V150H241ZM61 150V151H60ZM71 150V151H70ZM78 150V151H77ZM89 152H88V151ZM99 150V152H98V154H96L95 152H97ZM125 150H127V151H125ZM138 150H140V152H137ZM167 150V151H166ZM218 150V151H217ZM59 151V152H58ZM67 151H69V152H67ZM72 151H74V152H72ZM86 151V152H85ZM101 151V152H100ZM104 151V154L102 153ZM110 151V152H109ZM131 151L133 152V154L131 153ZM144 151V152H143ZM50 152V151H49ZM58 152V153H57ZM87 153V155L85 154V153ZM92 152V153H91ZM106 152V153H105ZM116 152H118V153H116ZM125 153V155H124V153ZM173 152H175V153H173ZM210 152V154H208ZM211 152H212V154H211ZM240 152V153H239ZM4 153V154H3ZM55 153H56V155H55ZM75 153V154H74ZM76 153H79V154H76ZM80 153H81V155H80ZM96 154V156H95V154ZM107 153H108V155H107ZM113 153V154H112ZM115 153V154H114ZM128 153V154H127ZM129 153H131L132 155L130 156V154ZM135 153H136V155H135ZM172 153H173V155H172ZM244 153V154H243ZM255 153V152H254ZM28 154V155H27ZM68 154V155H67ZM93 154H94V156H93ZM111 154H112V157H113V160H112V158H111ZM150 154H151V152H150ZM178 154V155H177ZM208 155V157H207V155ZM215 154V155H214ZM221 154V155H220ZM242 154H243V156H242ZM246 154V155H245ZM29 155H30V158L31 159H34V160H31L30 158H28L29 157ZM72 157H71V156ZM78 155V157L76 158V156ZM91 155V156H90ZM102 155V156H101ZM124 155V156H123ZM138 155H140V156H138ZM184 155V154H183ZM197 155V156H196ZM198 155H199V158H198ZM209 155L211 156V158L209 159ZM220 155V156H219ZM232 155H233V157H232ZM27 158H26V157ZM69 156V157H68ZM82 156V157H81ZM93 156V157H92ZM105 156V157H104ZM114 156H115V158H114ZM117 156V157H116ZM129 156V157H128ZM180 158H179V157ZM218 156V157H217ZM40 157H43V159H46L45 160V162H44V160H42V158L40 159ZM60 157V158H59ZM95 157H96V159H95ZM103 157V158H102ZM120 157V158H119ZM125 157V158H124ZM131 157V158H130ZM135 157V158H134ZM137 157V158H136ZM139 157H142V158H139ZM242 157H244V158H242ZM20 158V160L19 161H17V159H19ZM71 158V159H70ZM73 158V159H72ZM91 158L92 159H95L94 161H95V163L99 160L100 161V159H101V161H102V159H103V161H107L106 163V165H102V164H104V162L102 161H100V162H98V164H95L94 163V161H92V163H94L96 166H98V165H100V168H101V166H103V170H102V168H101V170L99 171V173H98V175H96V174H93L94 173V171L96 170V169H98L99 168V166L98 167H96L94 164H92V166H94V168L95 169H93V167L91 168V163H88V162H91ZM118 158V159H117ZM130 158V159H129ZM150 158V157H149ZM174 158L175 159H178V161L177 160H175L174 161ZM185 158V159H184ZM196 158V159H195ZM24 159V160H23ZM28 159H30L29 161H28ZM55 159V160H54ZM66 159H68V160H66ZM74 159H76L77 161H75ZM84 159V161H81V160H83ZM85 159L86 160H88L87 161V163H85L84 164V162H86L85 161ZM136 159V160H135ZM138 159V160H137ZM145 159V158H144ZM242 159V160H241ZM243 159H244V161H243ZM41 160V161H40ZM48 160H50L51 161V163H50V161H48ZM57 160V161H56ZM70 160H71V162H73V164L71 165V166H69L71 163H70ZM80 161V163H79V161ZM111 160H112V162H111ZM117 162V160H118V163L117 164H119V165H117L116 164V162ZM119 160H122V162L121 161H119ZM148 159H145L144 161L146 162ZM170 160V161H169ZM184 160V161H183ZM207 160V161H206ZM21 161L23 162V163H21ZM25 161V162H24ZM27 161V162H26ZM32 161V162H31ZM54 161H55V163H54ZM66 161V162H65ZM69 161V162H68ZM131 161V162H130ZM137 163V161L139 162V163H137V165H136V163ZM222 161V162H221ZM14 162H16V163H14ZM29 162H31V163H29ZM33 162H34V166H33ZM43 162H44V165H43ZM54 163V165H55V167H54V165H53V163ZM56 162H58V163H56ZM68 162V163H67ZM77 163V166H78V168H75L74 166L76 165V163ZM114 162V163H113ZM123 162H125L124 164H123ZM216 162H217V164H216ZM247 162H249V165H247L248 163ZM258 162V161H257ZM17 163H19V164H17ZM65 163V164H64ZM67 163V164H66ZM70 163V164H69ZM81 165H79V164ZM100 163V164H99ZM135 163V165H133ZM197 163V164H196ZM10 164V165H9ZM20 164H22V165H20ZM37 164V165H36ZM41 164V165H40ZM46 164H49L48 166H46ZM65 166H64V165ZM69 164V165H68ZM83 164V165H82ZM146 164H147V166L148 167H150V163H147L146 162ZM176 164H177V166L178 167H176ZM180 164V165H179ZM186 164V165H185ZM188 164V165H187ZM190 164V165H189ZM234 164V165H233ZM245 164V165H244ZM3 165H4V167H3ZM43 165V169H42V166ZM51 165H52V167L54 168V169H50V167H51ZM69 167H68V166ZM89 165H90V168H89ZM122 165H123V167L124 168H122L121 170H122V173H124V177H125V179H126V181H125V186H126V184H127V182L129 183V180L132 182L133 180L135 181V183H138V184H140V186H142L143 187V191L142 192H140L141 191V189H140V187H137V188H135V189H131V186L129 187V185H131L130 183L125 187V186H123V189L125 188V190H128L127 191V193L125 194V192H123V193H121L119 196H117V195H115V194H117V193H115V194H113V191H111V189L109 188V186H111V182H110V180H109V177L111 176V173H110V170H111V168L113 167V166H116V167H118V168H120V166L122 167ZM125 165L127 166L126 168H125ZM185 165V167L187 168V170H186V168L184 167L183 168V166ZM214 165V166H213ZM11 166V167H10ZM63 166H64V168H63ZM76 166V167H77ZM80 166V167H79ZM85 167L84 169H86V172H84V169H83V167ZM112 166V167H111ZM129 166V167H128ZM181 166V167H180ZM191 167V169H190V167ZM219 166V167H218ZM239 166V167H238ZM246 166V167H245ZM3 167V168H2ZM16 167H17V169H16ZM29 167V168H28ZM34 167V168H33ZM39 169H41V170H39ZM47 168V169H44V168ZM56 167L58 168V169H56ZM71 167V168H70ZM132 167H134L133 168V170L131 169ZM137 167V168H136ZM164 167V168H163ZM168 167V168H167ZM189 167V168H188ZM193 167V168H192ZM5 168V170H3ZM65 168L67 169V170H65ZM73 168H74V170H73ZM138 169L139 168V170H136V169ZM153 168V167H152ZM176 168V169H175ZM198 168V170H196ZM244 168V169H243ZM249 168V169H248ZM32 169V170H31ZM63 169V170H62ZM72 169V170H71ZM76 169V170H75ZM128 169V170H127ZM168 169H170V170H168ZM182 169V170H181ZM194 169V170H193ZM203 169V170H202ZM205 169V170H204ZM212 169V170H211ZM243 169V170H242ZM247 171H246V170ZM252 169V170H251ZM26 170V171H25ZM56 170V171H55ZM62 171V172H60V171ZM69 170V171H68ZM90 170V171H89ZM94 170V171H93ZM99 170V169H98ZM124 170V171H123ZM168 172H167V171ZM186 170V171H185ZM207 170V171H206ZM219 170V171H218ZM234 170V171H233ZM250 170V171H249ZM24 171V172H23ZM48 171L50 172V174H48ZM63 171H65V172H63ZM71 171V172H70ZM76 171V172H75ZM105 171V176H104V173H102V172H104ZM127 171H129V172H127ZM131 171V172H130ZM133 171L136 173H133ZM139 171L141 172L140 174H139ZM172 171V172H171ZM187 171H189V172H187ZM191 171H193V172H191ZM202 171H204V173L202 172ZM52 172H54V174L52 173ZM55 172L57 173L56 175H55ZM74 172V173H73ZM83 172V173H82ZM87 172H89V173H87ZM93 172V173H92ZM108 172V173H107ZM169 172H170V174H169ZM174 172H176V173H174ZM195 172V173H194ZM197 172V173H196ZM210 172V173H209ZM242 172H243V174H242ZM244 172H245V174H244ZM23 173V174H22ZM32 173V174H31ZM63 173V174H62ZM65 173V174H64ZM70 173H72V174H70ZM91 173V174H90ZM100 173H102L103 175H101ZM106 173H107V175H106ZM172 173H174V175L177 177V175L180 177H178V179H177V181H176V178L174 177V175H172ZM183 173V174H182ZM189 173V174H188ZM216 173V174H215ZM242 174V176H241V174ZM249 175H247V174ZM263 173H264V169H263ZM13 174H15V175H13ZM35 174V175H34ZM45 174H48L49 176H45ZM60 174V175H59ZM66 174H68V175H66ZM77 174V175H76ZM80 174V175H79ZM87 174L88 175H90V176H92L91 178H90V176H87ZM129 174H132V175H129ZM135 174V175H134ZM156 176V177H158V178H156L154 175ZM161 174V175H160ZM163 174V175H162ZM194 174V175H193ZM196 174V175H195ZM198 174V175H197ZM199 174H200V177H198L199 176ZM220 174V175H219ZM236 174V175H235ZM60 176V178H59V176ZM63 175H66V176H64L63 177ZM84 175V176H83ZM138 175V176H137ZM141 175V176H140ZM148 175V176H147ZM151 177H150V176ZM167 175V176H166ZM168 175H170V177L168 176ZM186 175H188V176H186ZM202 175H204L203 177H202ZM206 175V176H205ZM218 175V176H217ZM246 175H247V177H246ZM251 175V176H250ZM6 176V177H5ZM24 177V179L23 178H19V177ZM34 177V178H31V177ZM55 176H57V177H55ZM72 176V177H71ZM94 176V177H93ZM143 176V177H142ZM145 176H147V177H145ZM195 176H197V177H195ZM43 177V178H42ZM47 177V181L48 182H51L50 183V185L52 186V190H51V192L49 193V191L50 190H45L44 189V187H43V180H46L45 178ZM55 177V178H54ZM74 177V178H73ZM85 177V178H84ZM96 177V178H95ZM104 178L103 180H101L100 178ZM135 177V178H134ZM137 177V178H136ZM140 177V178H139ZM146 179H145V178ZM161 177H162V179H161ZM166 177H168V179L166 178ZM243 179H242V178ZM12 178V179H11ZM18 178V179H17ZM59 178V179H58ZM81 178V179H80ZM99 180H98V179ZM131 178V179H130ZM171 178V179H170ZM194 178V179H193ZM196 178H198V179H200L201 181H202V183H204V185H205V187L203 186V187H199V185L197 184V179ZM38 179V180H37ZM66 181H65V180ZM72 179V180H71ZM89 179V180H88ZM92 179V180H91ZM95 179V180H94ZM97 179V180H96ZM141 181H140V180ZM150 181H148V180ZM151 179V180H150ZM159 180V179H161V180H159V181H154V180ZM181 179V180H180ZM182 179H183V181H182ZM189 179H190V181H189ZM203 179H204V181H203ZM250 179V180H249ZM12 180V181H11ZM17 180H19V181H17ZM26 182H25V181ZM52 180H54V181H52ZM60 180V181H59ZM70 180V181H69ZM76 180V181H75ZM81 181V183L79 184V182ZM145 180L147 181L146 183L148 184L149 183V185H150V187H149V185H147L146 183H145ZM166 180H168V182H170V183H168V184H173L171 181H173L175 184H173V185H171V186H173V187H171V189L169 190L168 188H167V186H165V184H167V182H165ZM171 180V181H170ZM232 180V179H231ZM21 181V182H20ZM33 183H31V182ZM69 181V182H68ZM78 181V182H77ZM94 181H96V182H94ZM101 181L102 182H105L103 185L104 186H102V184H101ZM13 182H15V183H13ZM17 182H19L18 184H17ZM88 182V183H87ZM182 182H184V183H186V184H183ZM234 181H232V183H233ZM246 182H248V183H246ZM264 182V180H262V183ZM5 183V184H4ZM21 183V184H20ZM24 183V184H23ZM34 183H35V186H34ZM38 185H37V184ZM39 183H40V185H39ZM55 185H54V184ZM74 183V184H73ZM78 183V184H77ZM91 183V184H90ZM100 183V184H99ZM145 183V185H142V184H144ZM162 183V184H161ZM177 183V184H176ZM241 183H243V184H241ZM8 184V185H7ZM15 184V185H14ZM32 184V185H31ZM58 184V185H57ZM77 185V188H76V185ZM90 184V185H89ZM246 184L249 186V190L248 189H246ZM4 185V186H3ZM6 185V186H5ZM64 185V186H63ZM71 185V186H70ZM73 185V186H72ZM80 185V186H79ZM96 185V186H95ZM147 185V186H146ZM161 185H162V187H161ZM215 185V186H214ZM3 186V187H2ZM8 186V187H7ZM12 188H11V187ZM14 186V187H13ZM17 186V187H16ZM32 186V187H31ZM54 186H55V188H54ZM75 186V187H74ZM78 186H79V188L81 187L82 189H79L78 190ZM87 186V187H86ZM89 186H91V188H92V190L90 189H88V188H90ZM94 186V187H93ZM97 186H99V187H97ZM101 186V187H100ZM145 186V187H144ZM158 186V188H156ZM177 186V187H176ZM181 186L183 187V188H181ZM192 186V187H191ZM243 186V187H242ZM19 187V188H18ZM20 187L22 188V189H20ZM37 187V188H36ZM112 187V186H111ZM166 189H165V188ZM194 187V188H193ZM11 188V189H10ZM31 188V189H30ZM34 188H35V190H34ZM39 188V189H38ZM53 188H54V191H53ZM56 188H57V190H56ZM72 188V189H71ZM75 188V189H74ZM87 188V189H86ZM98 188V189H97ZM127 188V189H126ZM153 189V191L150 193L151 194V196H150V194L148 195V193L149 192H147L149 189ZM154 188H156V189H154ZM162 188V189H161ZM180 188H181V190H180ZM216 188V189H215ZM15 189H16V191H15ZM20 191H19V190ZM42 189V190H41ZM44 189V190H43ZM63 189V190H62ZM86 191H84V190ZM99 189H101V190H99ZM129 189H130V193H129ZM138 189V190H137ZM150 189V190H151ZM162 190L161 192L160 191H157V190ZM176 189V190H175ZM240 189V190H239ZM10 190V191H9ZM26 190V191H25ZM40 191V192H37V191ZM73 190V191H72ZM78 190V191H77ZM82 190V191H81ZM87 190H89V191H87ZM101 191V192H99V191ZM144 190H147V191H145L144 192ZM172 190V192L170 193V194H172L173 193V190H174V194H176V197L174 198V203H173V199H171L170 198V202L171 203H166V199H167V197H169V192L168 191H171ZM218 190V191H217ZM14 191V192H13ZM22 191V192H21ZM34 191V192H33ZM62 191H64V192H62ZM90 191H93V194L95 193V196L93 195L92 196V194H90ZM166 193H165V192ZM187 191V192H186ZM203 191V192H202ZM215 191H216V196L218 197L215 201H213V199L210 197L211 196V194H214L215 193ZM4 192V193H3ZM8 192V194H6ZM10 192H11V194H10ZM25 192V193H24ZM37 192V193H36ZM61 192V193H60ZM78 193V196H77V194L76 193ZM86 193V196L85 195H83L84 193ZM89 192V194H87ZM138 193V194H136L135 196L136 197H134V194L135 193ZM139 192H140V194H139ZM144 192V193H143ZM180 192H181V195H180ZM189 192V193H188ZM195 192V193H194ZM35 193V194H34ZM43 193V194H42ZM60 193V194H59ZM73 193V195H71V194ZM81 193H83V194H81ZM98 193H101L100 195H98ZM112 193V194H111ZM154 193V194H153ZM163 193H165V194H163ZM186 193H188V194H186ZM192 193V194H191ZM47 194H49V195H47ZM64 194V195H63ZM123 194V195H122ZM146 196H144V195ZM148 195V197H147V195ZM153 194V195H152ZM167 194V195H166ZM5 195V196H4ZM17 195V196H16ZM20 195H21V197H20ZM74 195H75V197H74ZM81 195V197L83 198V196H84V200L81 198V197H79ZM97 195L98 196H100V197H97ZM110 195L112 196V197H110ZM122 195V196H121ZM139 195H143V197L144 198H142V196H139ZM154 195L155 196H162L163 198L161 199V198H157L156 199V197H154ZM167 197H166V196ZM179 195V196H178ZM187 195H191V197H188L189 198V200L191 201V202H193L194 201V197H193V199H192V195L194 196H196L195 197V202H194V204L196 205L195 206V208L197 207V209H200V211L199 210H197L196 209V211H198V212H191V210H193L194 209V207H193V209H191V207L189 206V202L188 201H185V199L187 198ZM11 196V197H10ZM16 196V197H15ZM109 196V197H108ZM121 196V197H120ZM137 196H139V197H141L142 198V202L139 200V203H138V199H137ZM153 196V197H152ZM5 197V198H4ZM7 197L10 199H7ZM23 197V198H22ZM79 197V198H78ZM95 197V198H94ZM115 199H114V198ZM150 197V198H149ZM180 197V198H179ZM202 197V198H201ZM52 200H51V199ZM70 198H72V199H70ZM79 200H78V199ZM114 200H113V199ZM121 200H120V199ZM164 198H166V199H164ZM184 198V200H182ZM187 198V199H188ZM50 199V200H49ZM67 199V200H66ZM89 199V200H88ZM118 199V200H117ZM128 199V200H127ZM145 199H146V201H145ZM156 199V200H155ZM159 199V200H158ZM186 199V200H187ZM193 201H192V200ZM196 199H199V200H196ZM24 200V201H23ZM28 200V201H27ZM44 200H46V202L44 201ZM68 200H69V202H68ZM73 200V201H72ZM75 200V201H74ZM130 200H131V202H130ZM163 202H162V201ZM18 201V202H17ZM20 201H22V202H20ZM50 201V202H49ZM71 201H72V203H71ZM79 201V202H78ZM82 201H86L85 203H87V205L86 204H84ZM89 201V202H88ZM100 201H102V202H100ZM104 201V202H103ZM114 201V202H113ZM122 201V202H121ZM129 203H128V202ZM145 201V202H144ZM153 201V202H152ZM158 201V202H157ZM176 201V202H175ZM198 201V202H197ZM4 202V203H3ZM6 202H7V204H6ZM26 202V203H25ZM29 202V203H28ZM47 203V204H45V203ZM68 204H67V203ZM76 202V204H74L73 205V203H75ZM83 204H82V203ZM92 202V203H91ZM106 202V203H105ZM118 202H119V204H118ZM162 202V203H161ZM183 202V203H182ZM201 202V203H200ZM16 203V204H15ZM18 203V204H17ZM22 205H21V204ZM32 203V204H31ZM78 203V204H77ZM81 203V204H80ZM88 203H89V205H88ZM105 203V204H104ZM159 203V204H158ZM172 203L174 204V205H172ZM178 205H177V204ZM180 203H182L181 204V206H180ZM187 203V204H186ZM71 204V205H70ZM90 204H93V205H90ZM110 204V205H109ZM137 204V205H136ZM198 204H200V205H198ZM239 204V205H238ZM257 205V207H256V205ZM7 205V206H6ZM60 205V206H59ZM66 205V206H65ZM80 205V206H79ZM95 205H96V207H95ZM113 205V206H112ZM173 207H172V206ZM177 205V206H176ZM185 206L186 207V210L187 211H185V213H184V217H178L176 214H180V213H182L183 212V206ZM187 205H188V208H190V209H188L187 208ZM18 206H19V208H18ZM32 206V207H31ZM44 206V207H43ZM69 206H70V208H69ZM71 206H72V209H71ZM76 206V207H75ZM79 208H82V210L81 211H83V215H82V212L81 211H79V212H81L80 214L82 215V216H78V213L79 212H77V214H75L76 213V209H78V207ZM86 208H85V207ZM90 206H94V207H92V209H90V207L88 208V207ZM123 206V207H122ZM134 206V207H133ZM178 206H180V207H178ZM8 207V208H7ZM58 207H62V210H61V208L59 209ZM74 207V208H73ZM122 207V208H121ZM139 207V209L141 208V212H139V213H137V211H138V208ZM144 207H146V208H144ZM159 207V208H158ZM171 207V208H170ZM201 207V208H200ZM254 207H256V208H254ZM5 208V209H4ZM16 208V209H15ZM37 208V209H36ZM58 208V209H57ZM63 208H66V209H63ZM84 208V209H83ZM88 208V209H87ZM94 208H96V210L97 211H95V209ZM105 208V209H104ZM131 208V209H130ZM160 208H162V210H160ZM179 208H180V211H178L179 210ZM18 209V210H17ZM40 209V210H39ZM94 209V210H93ZM125 211H124V210ZM126 209H130L129 211L128 210H126ZM133 209V210H132ZM172 209H174V210H172ZM226 209H227V207H226ZM15 210H16V212H15ZM25 210V211H24ZM73 210H74V214H73ZM103 210V211H102ZM122 210H123V212H122ZM134 210L136 211V212H134ZM167 210H169L168 212H166ZM7 211H9V212H7ZM12 211H14V213H16V214H13V212ZM41 211V212H40ZM68 211V212H67ZM91 213H90V212ZM164 211L167 213H165L164 214ZM170 211H174L173 213L175 214V216H174V214L172 213V212H170ZM178 211V212H177ZM190 211V212H189ZM21 212H22V214H21ZM69 212L71 213L70 215H69ZM86 212V213H85ZM94 212H96L97 214H98V212H99V215H97L96 213V215L94 214ZM127 212V214H125L124 215V213H126ZM132 212H133V218H132ZM147 212V213H146ZM176 212V213H175ZM187 212V213H186ZM206 212V213H205ZM254 212V213H253ZM3 213H5V215L3 214ZM11 213V214H10ZM38 213V214H37ZM40 213V214H39ZM54 213V214H53ZM56 213V214H55ZM59 213V214H58ZM64 213V214H63ZM65 213H67V214H65ZM90 213V214H89ZM101 213V214H100ZM108 213H110L109 215H111V220H109L108 221V223L106 224V222H105V218H106V216L108 215ZM112 213V214H111ZM117 213V214H116ZM130 213V214H129ZM148 213H151V215L150 214H148ZM160 213H162V215L160 214ZM10 214V215H9ZM18 214V215H17ZM19 214H21L22 216H26L25 218H23L22 216V218H20V215ZM92 214V215H91ZM164 214V215H163ZM219 214V215H218ZM256 214V215H255ZM14 215V216H13ZM17 215V216H16ZM60 215V216H59ZM66 215V216H65ZM70 217H69V216ZM73 215H74V217H73ZM85 215V216H84ZM87 215V216H86ZM108 215V216H109ZM121 215V216H120ZM136 215V216H135ZM169 215V216H168ZM188 215V216H187ZM36 217V219H35V217ZM63 216H64V220H61L62 218H63ZM75 216L77 217V219L75 218ZM130 216V217H129ZM145 216V217H144ZM156 216V217H155ZM166 218H168V219H165V217ZM19 217V219H21V221L19 220V219H17ZM62 217V218H61ZM71 217H73V218H71ZM80 217H84V218H82L81 219V222H80ZM105 217V218H104ZM115 217V218H114ZM137 217L138 218H140V220L139 219H137ZM148 217V218H147ZM172 217V218H171ZM194 217V218H193ZM228 216H227V214H226V218H227ZM6 218V219H5ZM14 218V219H13ZM50 218H52V219H50ZM54 218H57V219H54ZM61 218V219H60ZM68 218H70V219H68ZM93 218V219H92ZM99 218V219H98ZM129 218H130V220H129ZM154 218H155V220H154ZM179 219V220H176V219ZM181 218V219H180ZM201 218V219H200ZM210 218V219H209ZM254 218V219H253ZM5 219V220H4ZM28 219V220H27ZM33 219V220H32ZM39 219V220H38ZM73 219L75 220V221H73ZM90 219V220H89ZM120 220V222L118 221V220ZM125 219H127V221L125 220ZM132 219V220H131ZM135 219V220H134ZM136 219H137V221L138 222H136ZM171 219V221H172V223L171 222H169V220ZM173 219V220H172ZM185 219V220H184ZM188 219V220H187ZM257 219V220H256ZM18 220V221H17ZM24 220V221H23ZM26 220V221H25ZM70 220H72V221H70ZM89 220V221H88ZM96 220V221H95ZM103 220V221H102ZM129 220V221H128ZM142 220V221H141ZM167 220V221H166ZM176 220V222H174ZM191 220H193V221H191ZM195 220V221H194ZM200 220V221H199ZM3 221H6V222H3ZM28 221V222H27ZM64 221H66V222H64ZM69 221V222H68ZM126 221V222H125ZM156 221H157V223H156ZM183 221H186V222H188V223H186V222H183ZM190 221V222H189ZM199 221V222H198ZM207 221V222H206ZM16 222H19V223H16ZM20 222H21V224H20ZM25 222H27V223H25ZM38 222V223H37ZM47 222V224H45ZM65 223L64 225H62V223ZM67 222H68V224H67ZM79 222V223H78ZM100 222H101V225H100ZM129 224H128V223ZM131 222V223H130ZM150 222V223H149ZM166 222V223H165ZM192 222V223H191ZM212 222H214V223H212ZM221 222V223H220ZM11 223V224H10ZM23 223V224H22ZM58 223V225H56ZM59 223H61V224H59ZM72 223V224H71ZM90 223V224H89ZM156 223V224H155ZM166 225H165V224ZM170 223V224H169ZM184 223V224H183ZM13 224V225H12ZM42 224V225H41ZM55 224V225H54ZM79 224H81L83 227H80L81 225H79ZM95 224H97V225H95ZM108 224H109V226H108ZM121 224V225H120ZM123 224V225H122ZM131 224V225H130ZM133 224L134 225H136V226H134V228H133ZM149 224V225H148ZM152 224V225H151ZM173 224V225H172ZM177 224V225H176ZM189 224H194V226H192V227H190L191 225H189ZM239 224V225H238ZM23 225H25L24 227H23ZM35 225H37V226H35ZM41 225V226H40ZM52 225V226H51ZM54 225V226H53ZM67 225V226H66ZM77 225V226H76ZM125 225H127V226H125ZM151 225V226H150ZM160 225V228H162V226H164L163 227V229L161 230L160 228L158 229V226ZM167 225L169 226V227H167ZM181 225V226H180ZM186 225L191 229H189L188 227H186ZM207 225V226H206ZM39 226V227H38ZM64 226V227H63ZM101 226V227H100ZM146 226V227H145ZM172 226H174V228H176V230L174 229V230H172L173 229V227ZM179 226V227H178ZM204 226V227H203ZM210 226V227H209ZM14 227V228H13ZM19 227V228H18ZM44 227V228H43ZM50 227V228H49ZM54 227H55V229H54ZM63 227V228H62ZM70 227V228H69ZM74 229H73V228ZM90 227H92V229L90 228ZM123 227V228H122ZM125 227H127V229L129 228V230L127 231V229L125 228ZM165 227H167L166 229H167V231H166V229H165ZM172 227V228H171ZM193 227H195L194 228V230H193ZM213 227H215V228H213ZM24 228H26V229H24ZM30 228V229H29ZM33 230H32V229ZM41 228V229H40ZM47 228V229H46ZM49 228V229H48ZM53 228V229H52ZM61 228V229H60ZM72 228V229H71ZM94 228V229H93ZM112 228H113V230H112ZM145 228V229H144ZM188 230H187V229ZM200 228H202V229H200ZM205 228H207V229H205ZM213 228V229H212ZM10 229V230H9ZM29 231H28V230ZM37 229V230H36ZM65 229V230H64ZM104 229V230H103ZM120 229V235L118 234V230ZM124 229V230H123ZM126 229V230H125ZM143 229V230H142ZM147 229V230H146ZM149 229V230H148ZM151 229V230H150ZM186 229V230H185ZM210 231H209V230ZM253 229V230H252ZM17 230V231H16ZM41 230V231H40ZM44 232H43V231ZM45 230H46V234H47V236H45V237H43L44 235H45ZM68 230V231H67ZM78 230V231H77ZM80 230H83V232L81 231L80 232ZM91 232H90V231ZM94 230V231H93ZM134 230V231H133ZM138 230V231H137ZM144 230H146V234H145V231ZM152 230H153V233H152ZM156 230V231H155ZM170 230V231H169ZM190 230V231H189ZM196 230V231H195ZM200 230H201V232L202 233H199L200 232ZM70 231V232H69ZM77 231V232H76ZM88 232L89 234L87 235V233H85V232ZM97 231H98V233H97ZM102 231V232H101ZM107 231V232H106ZM114 231H116V232H114ZM178 231V232H177ZM194 233H193V232ZM206 231H208V232H206ZM218 231V232H217ZM32 232V233H31ZM34 232V233H33ZM36 232H38L37 234H36ZM48 232V233H47ZM50 232V233H49ZM59 232H62V233H59ZM113 232V233H112ZM136 232V233H135ZM139 232V233H138ZM189 232V233H188ZM193 234V236L194 237H196V239L195 240H193L192 238H190L191 236H192V234ZM250 232V233H249ZM16 234V236H15V234ZM68 233H69V235H68ZM79 233V234H78ZM83 233H84V235H83ZM102 233V234H101ZM112 233V234H111ZM122 233L124 234L122 237H120L121 235H122ZM135 233V234H134ZM144 233V234H143ZM166 233V234H165ZM175 233H178L177 235L178 236H176V234ZM179 233H180V236H179ZM205 235H204V234ZM214 233V234H213ZM216 233V234H215ZM229 233V232H228ZM13 234H14V236H13ZM20 234V235H19ZM38 234L39 235H41L42 234V238H41V236H39L38 237ZM53 234H55V235H53ZM66 234V235H65ZM78 234V235H77ZM86 234V235H85ZM91 234V235H90ZM96 234H99V236L98 235H96ZM152 234V237L150 236ZM156 234V235H155ZM159 234V236H157ZM161 234V235H160ZM186 234V235H185ZM210 234H211V236H210ZM223 234H225V235H223ZM250 234H251V236H250ZM12 235V236H11ZM68 235V236H67ZM90 235V236H89ZM114 235V236H113ZM119 235V236H118ZM126 235V236H125ZM143 235V236H142ZM153 235H154V237H153ZM199 235H201L200 237H199ZM211 238V239H209V242H208V239H205V237L207 238L208 236ZM212 235H216L214 238H212ZM10 237V241H8L9 240V237ZM49 236V237H48ZM51 236V237H50ZM59 236H60V238H59ZM103 236V237H102ZM110 236V237H109ZM169 236H173V238H172V240H173V242H172V240L169 238ZM182 236V237H181ZM204 238H203V237ZM218 236H219V238H218ZM222 236H224L225 238H222ZM255 236H256V238H255ZM12 237H14L13 239H12ZM16 237H18V238H16ZM25 237V238H24ZM33 237V238H32ZM36 237V238H35ZM70 237V238H69ZM87 237V238H86ZM97 237H99L98 238V240H96V238ZM119 237V238H118ZM127 237V238H126ZM132 237V238H131ZM136 237V238H135ZM147 237H148V240L146 241V239H147ZM149 237H151V239L149 238ZM164 237V238H163ZM168 239H167V238ZM180 237V238H179ZM189 239H188V238ZM202 237V238H201ZM208 237V238H209ZM3 238H5V239H3ZM6 238H7V240H6ZM45 240H44V239ZM46 238H47V240H46ZM86 238V239H85ZM106 238V239H105ZM108 238H110V239H108ZM121 238H122V240H121ZM129 238H131V239H129ZM136 240H135V239ZM142 238V239H141ZM163 238V239H162ZM198 238H201V240L199 239V241L200 242H198L197 243V239ZM220 238H222V240L223 239H225V241L223 240L222 242H221V240H220ZM17 239V240H16ZM20 239V240H19ZM22 239V240H21ZM30 239V240H29ZM43 239V240H42ZM51 239V240H50ZM54 239V240H53ZM56 239V240H55ZM71 239V240H70ZM77 239V240H76ZM92 239V240H91ZM132 239H133V241H132ZM145 239V240H144ZM165 239L167 240V241H165ZM179 239H180V241L182 242H178L179 241ZM182 239V240H181ZM185 239H186V241H185ZM191 239H192V241H191ZM205 239V240H204ZM215 241H214V240ZM234 239H236V237H234ZM3 240V241H2ZM5 240V241H4ZM39 240L41 241L42 240V242L44 243L43 245L41 244V242L39 243ZM58 240V241H57ZM130 240V241H129ZM140 240V241H139ZM6 241H8V242H6ZM13 241V242H12ZM17 241H19L18 243H17ZM46 241V242H45ZM50 241V242H49ZM62 241H63V243H62ZM65 241V242H64ZM88 241V242H87ZM93 241V242H92ZM107 241V242H106ZM126 241V242H125ZM169 241H171V244H169L170 242ZM189 241V242H188ZM193 241H194V243H193ZM226 241H228V242H226ZM259 241V242H258ZM11 242V243H10ZM48 242V243H47ZM71 242V243H70ZM78 242V243H77ZM83 242V243H82ZM90 242V243H89ZM104 242V243H103ZM134 242V243H133ZM151 242H152V245H151ZM157 242V243H156ZM164 243L163 245H165L164 247H163V245H162V243ZM166 242V243H165ZM184 242H186V244H183ZM188 242V243H187ZM196 242V243H195ZM206 242H208L207 244H210V245H205L206 244ZM214 242V243H213ZM223 242H225V243H223ZM2 243V244H1ZM4 243L6 244V245H4ZM10 243V244H9ZM24 243V244H23ZM30 243V244H29ZM40 245H39V244ZM60 243V244H59ZM89 245H88V244ZM116 243V244H115ZM133 243V244H132ZM138 243V244H137ZM148 243V244H147ZM153 243H154V246H153ZM160 243V244H159ZM176 243H178L177 245H176ZM180 243V244H179ZM190 243V245H187V244H189ZM227 243V244H226ZM241 243V244H240ZM12 244H13V246H12ZM84 244V245H83ZM122 244V245H121ZM123 244H125V246L123 245ZM127 244V245H126ZM136 244V245H135ZM182 244V245H181ZM196 244H197V246H196ZM225 244V246H223ZM45 245V246H44ZM61 245H63V246H61ZM67 245H69V247L67 246ZM73 245V246H72ZM114 245V246H113ZM120 245V246H119ZM128 245H130V247L128 246ZM141 245V246H140ZM157 245H161L162 246V248H161V246H158L157 247ZM170 245V246H169ZM175 245H176V248H175ZM179 245V246H178ZM187 245V246H186ZM200 245V246H199ZM2 246V247H1ZM28 248H27V247ZM43 246V247H42ZM56 246V247H55ZM57 246H59V247H57ZM87 246V247H86ZM90 246H91V248H90ZM103 247V251H102V247ZM110 246V247H109ZM117 246H118V248H117ZM127 246V247H126ZM133 246V247H132ZM138 246H140V248L138 247ZM152 246V247H151ZM170 248H169V247ZM184 247V248H182V247ZM215 246V248L213 249L212 247H214ZM234 246V247H233ZM13 247V248H12ZM65 247V248H64ZM89 247V248H88ZM100 247V248H99ZM112 247V248H111ZM113 247H115V248H113ZM121 247V248H120ZM124 247H126L127 249H124ZM135 247H137V248H135ZM146 249H145V248ZM147 247H151V249H148L147 250ZM157 247V248H156ZM227 247H228V249H227ZM230 247V248H229ZM231 247H232V249H231ZM242 247V248H241ZM2 248V249H1ZM25 248V249H24ZM51 248V249H50ZM55 248V249H54ZM59 248V249H58ZM120 248V250H122V251H124V253H125V251H127L126 253L128 254V250L129 249H131V250H129V255H127V254H124L122 251H120V250H118ZM133 248V249H132ZM154 248V249H153ZM156 248V249H155ZM160 248V249H159ZM165 248V249H164ZM174 248V249H173ZM233 248H234V250H233ZM53 249V250H52ZM57 249V250H56ZM68 249V250H67ZM75 249V250H74ZM98 249V250H97ZM105 249H107V251L105 250ZM113 249V250H112ZM139 249V250H138ZM143 249V250H142ZM145 249V250H144ZM158 249V250H157ZM173 249V250H172ZM175 249L177 250L178 249V251H175ZM194 249V250H193ZM245 251H244V250ZM10 250V251H9ZM64 250H66V251H64ZM69 250H70V252H69ZM84 250V251H83ZM109 250V251H108ZM142 252H141V251ZM147 250V251H146ZM154 252V256L152 255V251ZM234 252H233V251ZM6 252V253H4V252ZM12 251V252H11ZM48 253H47V252ZM54 251H55V253H54ZM63 251V252H62ZM98 251V252H97ZM105 251V252H104ZM116 251V252H115ZM117 251H118V253L120 252L121 254H118L117 253ZM131 251V252H130ZM133 251H135V252H133ZM145 251V252H144ZM150 251V252H149ZM157 251V252H156ZM162 251V252H161ZM164 251H167V252H164ZM176 252V254L178 255H176L174 252ZM185 251V252H184ZM217 251V252H216ZM7 252H8V255H7ZM81 252V253H80ZM83 252V253H82ZM95 252V253H94ZM113 252H115V253H113ZM136 252H138V253H136ZM141 252V253H140ZM144 252V254H142ZM149 252V253H148ZM163 252H164V254H163ZM178 252V253H177ZM188 252H190L191 254H193V255H190V253H188ZM244 252V253H243ZM87 253V254H86ZM98 253V254H97ZM100 253V254H99ZM110 253H112V254H114V255H112L111 256V254ZM131 253H133L134 254V256L136 255V254H138V256L136 255L135 257H133V254H131ZM140 253V254H139ZM146 253V254H145ZM162 253V254H161ZM165 253H168V255L167 254H165ZM218 253V254H217ZM38 254V255H37ZM67 254V255H66ZM70 254V255H69ZM83 254V255H82ZM86 254V255H85ZM108 254V255H107ZM125 255V257H124V255ZM130 254H131V256H130ZM149 254H150V256H149ZM183 254H186V255H184L183 256ZM188 254V255H187ZM214 254H216V256L214 255ZM6 255V256H5ZM11 255V256H10ZM72 255V256H71ZM82 255V256H81ZM84 255H85V257H84ZM117 255V256H116ZM157 255H158V257H157ZM169 256L168 258H167V256ZM172 255H174L173 257H172ZM203 255V256H202ZM8 256V257H7ZM10 256V257H9ZM36 256H38L37 258H36ZM49 256V257H48ZM54 256V257H53ZM58 256L60 257V258H58ZM69 256V257H68ZM117 258H116V257ZM118 256H120L121 257V259L120 258H118ZM124 258H123V257ZM128 258H127V257ZM130 256V257H129ZM140 256V257H139ZM143 256H149V257H151V258H153V257H155V259L153 258V259H151V258H146V257H144V259H143ZM166 256V257H165ZM182 256V257H181ZM187 256V257H186ZM214 257V259L212 258V257ZM133 257V258H132ZM138 257V258H137ZM175 257V259H173ZM188 257H189V260H187L188 259ZM45 258V259H44ZM69 258H70V260H69ZM76 259V261H74V259ZM79 258V259H78ZM84 258V259H83ZM92 258V259H91ZM130 258V259H129ZM160 258V259H159ZM172 258V259H171ZM183 258H187L186 260L185 259H183ZM208 258V259H207ZM14 259V260H13ZM73 259V260H72ZM102 259V260H101ZM115 259V260H114ZM128 261H127V260ZM140 261H139V260ZM207 259V260H206ZM211 259V260H210ZM81 260V261H80ZM86 260V261H85ZM137 260V261H136ZM146 260V261H145ZM216 260V261H215ZM57 261V262H56ZM59 261V262H58ZM61 261H63V262H61ZM64 261H65V263H64ZM73 261V263H71ZM84 261V262H83ZM99 261V262H98ZM101 261V262H100ZM142 261V262H141ZM159 261V262H158ZM166 261V262H165ZM43 262V263H42ZM69 262V263H68ZM97 262V263H96ZM106 262V263H105ZM115 262V263H114ZM128 262V263H127ZM146 262V263H145ZM210 262V263H209Z\"/></svg>",
  "mask_w": 264,
  "mask_h": 264
},
{
  "label": "bare ground",
  "instance_id": "2",
  "mask_svg": "<svg viewBox=\"0 0 264 264\" xmlns=\"http://www.w3.org/2000/svg\"><path fill=\"white\" fill-rule=\"evenodd\" d=\"M38 1V3L37 4H33L32 2H30V1H28V0H0V9L2 8L3 10H1L0 11V20L2 21V22H4L2 25H3V27L4 28H6V22H7V24H9V23H11L12 21H14V20H16L17 19V17H20V24H21V28H17V29H15L14 31V33H13V35H11L8 39H7V41H8V43L9 44H12V42H11V40H13V38L16 36V34L17 33H21V31L22 32H24V30H28L30 27H31V29L33 28V26H35V28L36 29H34V33H36L38 30V28H39V26H41V28L42 27H44L45 25V23L43 24V23H41V24H37L36 25V22H39L40 21V17L38 18V15H39V13H37V12H35L34 14H33V16L31 17L32 19H31V21H27L24 17H23V15H24V13H25V11H24V6L23 5H20V4H24L25 6H27V7H33V10H37L36 8H37V6H41L40 4H41V1L42 0H37ZM46 1H49L50 3H52L51 5H50V7L48 8V9H50V10H48V9H46V10H48V12L50 11V16L48 17L49 19H45V21H46V23H47V25L45 26V28H44V30H43V28H42V30L40 31V37L39 38H37V39H35V40H31L32 42H30L28 45H27V47L26 48H24L23 50H21V49H18L19 50V52L18 53H20L21 55H23V56H19V57H16L15 56V54L13 53V51H15L14 49H16V48H11L10 50L8 49V46L7 45H4V46H2L1 45V48H5L4 50L5 51H7L8 53H9V55L7 56L6 55V61L4 62V66H2V69L3 70H6L8 67H12V65H15V66H18L19 64H24V65H29V66H31V68H33V69H38V70H42V72H43V69H47L48 67H49V65H51V64H49L51 61H50V59H48L49 61H46V62H44L42 59H41V57H43L42 56V53L41 52H43L44 54L43 55H45L46 54V52L47 51H45L44 52V49L42 48V46L43 45H41V47L39 46V41L41 40V39H47V38H52V36L53 35H56L57 36V33H61V35L60 36H58L57 38L55 37V38H52L51 40H49V43L47 44L46 43V46H47V48L46 49H49V48H51L52 47V49H55V48H57V46L62 42V41H65V43H66V40L65 39H69V38H71L72 37V39L73 38H76L77 36H79L80 37V35H82V31L81 32H77L78 31V29H77V23H73L72 22V18H71V23H73V25H71V24H69V25H71L72 26V28H71V30L70 31H68V26H66V24H65V26H63L64 25V23L62 24L61 22H60V26L58 25L57 26V24H59V21H60V19H59V21L57 22V23H55V22H52L51 23V21H50V18H51V11H52V9H51V7H54L55 8V4L52 2V0H46ZM59 1V0H58ZM69 1V0H68ZM17 2H19V3H17ZM64 2H65V0H64ZM16 3L18 4L17 6H18V8L16 7ZM48 3V2H47ZM55 3H56V1H55ZM66 3V2H65ZM64 3V4H65ZM71 3H77V4H81L80 3V1L79 0H71ZM71 3H69L70 5H71ZM82 5H84L85 7H83V8H85L83 11H80V12H78V11H75V13L74 14H76V18H77V20H78V18L80 19V20H85L84 21V23L87 25V26H89V28H91V30H93V35H91L93 38H92V43H91V45H92V47L91 48H95L94 50H99V51H101V52H103V54H102V60H104L105 59V57H107V59L108 60H106V62H104L101 66H99L100 67V70L101 69H103V68H107V69H109L108 67V65L109 64H111V63H114V60H115V57H112L113 59H111V56H110V51H111V53H118V51H119V54L121 55V50H122V48L124 47V49L126 50L124 53V56H120V55H118L117 57H118V59L116 58V60H117V62H115L114 64H118L119 62H121V63H119L120 65H122V67L121 68H119V70H118V73L116 72V73H114V74H112V77H113V79L115 80V83H120V82H122L123 81V77H126L127 76V78H126V80H125V82L123 81V83L124 84H130V87H131V84H138V87L137 86H135L134 87V89H133V91L131 92V94H130V102H133V100H135V101H137L138 100V98H134V97H136V95L134 96V92H137L138 90H139V85H142L143 83H146L147 84V81L146 80H148L149 78H151L149 75L151 74V75H154V76H156V79L160 82V84L162 83L163 85H165L166 83H167V86H166V88H162V87H164V86H160L161 87V89H163V90H160V87H158V88H156V85H153V86H151L150 88H149V92H151V91H153L154 93H158V95H159V101L157 102L158 104H156V106H155V108H153L152 107V109H153V112L155 111V113H156V116H158V117H162V118H165V117H163V116H165L166 115V113H168V111L170 110V108H171V106L174 108V107H176L177 109H180L181 110V113H182V111H183V113L185 114V117L187 118L188 117V119H189V117H191L193 114H194V111L192 112L191 110L192 109H196L197 107H195V105L194 104H192L191 103V105L189 106V108L187 107V108H185V106L183 107L181 104L183 103V104H185V102H179V99H178V97H177V94H176V92H175V99L174 100H176L175 102L172 100V98L171 99H169V97H173V95H171L170 96V93H169V88H168V82L170 81H168L167 82V78L168 77H166V70L164 69V68H162L163 67V65H164V61H166L167 60V58L164 56L165 55V51H167V49H172V47H173V45H174V50H173V52L174 53H177L178 51L180 52V50L181 49H183V50H185V53H186V55H187V57H185V59H184V61H185V63H186V66H185V69H187L188 70V72H189V74H190V76H191V74H192V77L189 79V81H187L188 82V84H189V82H190V80L192 79V80H194L195 81V79L197 80L196 81V85H197V83L198 82H200L201 80H202V76H203V68L204 69H208V70H212V72H214L215 74H214V76H215V78L217 77V78H219V75H220V73H219V70L217 71V69L216 70H214L213 68H212V65L214 66L215 64H216V67L218 68L219 67V69H220V63H222L223 62V64H225L226 63V65H228L229 66V63H230V65H231V67L233 68V74H232V76H230L231 77V79H230V82H226L225 83V88H226V90H225V88L224 87H222L221 85V87L222 88H224V90L225 91H229V93L227 94V92H226V100H225V104H226V111H225V113H227V118H228V120H229V122H230V119L232 118V113H233V108H234V106H233V103H234V96H233V92H235V86H234V84H235V81H236V78H237V76H238V74L241 72V66H240V59L242 60V58L241 57H245V60H246V62H243V64L244 65H246V67H247V69L246 70H243L244 71V73H245V81H244V84L246 83V84H253L254 82H253V79H255V76H254V69H255V63H254V59L255 60H259V62H260V64H258L259 65V67L261 68V69H263V67H264V0H82ZM207 3H209V5L207 4ZM61 4V3H60ZM63 4V5H64ZM207 4V5H206ZM5 5H7V8H9V10H6L5 9ZM68 5V4H67ZM58 6V5H57ZM42 7V6H41ZM40 7V8H41ZM65 7H67V6H65ZM70 7V6H69ZM75 8L77 7V5H75L74 6ZM82 8V9H83ZM44 9V8H43ZM58 9V8H57ZM66 9H68V7L66 8ZM71 9H73L72 7H71ZM45 10V9H44ZM63 10V9H62ZM263 10V11H262ZM65 11V10H64ZM64 11H62L61 13H63L62 15H67L68 14V12L66 13V12H64ZM11 12H13L12 13V16L10 15V13ZM14 12L16 13V14H14ZM29 13V12H28ZM41 13V12H40ZM44 13V12H43ZM71 13V12H70ZM87 13V14H86ZM72 14V13H71ZM29 15V14H28ZM53 15H54V13H53ZM75 16V15H74ZM83 16V17H82ZM55 17V16H54ZM53 17V18H54ZM58 17V16H57ZM64 17V16H63ZM66 17V16H65ZM64 17V18H65ZM67 17H68V15H67ZM59 18V17H58ZM57 18V19H58ZM83 18V19H82ZM43 20V19H42ZM62 20H63V18H62ZM61 20V21H62ZM64 20H66V18L64 19ZM63 20V22H66V21H64ZM67 20H68V18H67ZM44 21V20H43ZM44 21V22H45ZM82 22V21H81ZM30 23H32L31 25H30ZM67 24H68V22H66ZM107 23V24H106ZM108 23H109V25H108ZM80 24V23H79ZM5 25V26H4ZM30 25V26H29ZM44 25V26H43ZM82 25V24H81ZM105 25H108V28H106V26ZM140 25H144V26H146V31L144 32V33H142V31H143V29H142V27L140 26ZM10 26V25H9ZM70 26V27H71ZM17 27V26H16ZM104 28L106 29V30H104ZM87 29V28H86ZM113 30L114 32L115 31H119V32H121L122 34L121 35H125V36H123V38L125 37V39H126V42H125V45H122V40L123 39H121V38H119V37H111V36H109L108 35V33L107 32H109V30ZM4 30V29H3ZM7 30V29H6ZM39 30H40V28H39ZM67 30V32H68V35H64V38L65 39H63V37H62V34L65 32ZM77 30V31H76ZM127 30H129V31H127ZM8 31V30H7ZM12 31V30H11ZM31 31V30H30ZM50 31H52V32H50ZM123 31L126 33H124L123 34ZM26 32V31H25ZM28 32V31H27ZM32 32V31H31ZM57 32V33H56ZM66 32V33H67ZM88 32L89 31H87V34H88ZM194 34L195 35V38L197 39V38H199V39H201V40H203V38H207V40L205 39L204 41L205 42H203L202 43V45L201 46H203L204 48H206V49H210V53L209 54H211V50H213L212 52V57H214V58H211V60L208 58V57H206V56H208L206 53L205 54H194V53H187L188 51H187V46H186V44L184 45V47H182V45H179L180 43H178V41H177V39L176 38H180L181 39V35H183V37H185L187 34ZM38 33V32H37ZM71 33H73V35L72 36H70V34ZM91 33V32H90ZM140 33H142L144 36H142V40L140 41V38H139V35H140ZM18 34V35H19ZM27 34V33H26ZM26 34L25 33H22V34H20V37L19 38H22V37H25L26 36ZM31 34V33H30ZM79 34V35H78ZM116 34V33H115ZM8 35H10V34H8ZM7 35V36H8ZM37 35V34H36ZM101 35H105L106 36V40L104 39V40H100V38H102V37H100ZM27 36H29L28 34H27ZM33 36V35H32ZM90 36V35H89ZM90 36V37H91ZM104 36V37H105ZM115 36V35H114ZM117 36V35H116ZM150 37V38H148V37ZM159 36H161L162 38H165L164 40L162 39V38H160L161 40H159ZM192 36V35H191ZM43 37V38H42ZM98 37V38H97ZM103 37V38H104ZM144 37V38H143ZM191 38V37H190ZM33 39V38H32ZM54 39V40H53ZM137 39V40H136ZM148 39H149V41L153 44V46H152V44H151V47H150V50L148 51V53H149V56H148V58L145 56L147 53H146V51L144 50V49H140L139 47L137 48V51L138 52H142V53H139V56L138 55H134V52H135V49H134V51L132 50V49H129V46H126L127 44L129 45V43L131 42V41H134V44H133V46L135 45V44H137V42H138V44L142 47V46H144V44H146V42L148 43L149 41H148ZM198 39V40H199ZM19 40H21V39H19ZM136 40V41H135ZM197 40V41H198ZM200 40V42H202ZM18 41V40H17ZM44 41V40H43ZM71 41V40H70ZM140 41V42H139ZM174 41V42H173ZM196 41V42H197ZM14 42V41H13ZM42 42V41H41ZM45 42V41H44ZM43 42V43H44ZM109 42H110V44H109ZM163 42V46H161V44L160 43H162ZM166 42L168 43V44H166ZM189 42V41H188ZM260 42H262V43H260ZM63 44H64V42H62ZM61 43V44H62ZM67 43H68V41H67ZM66 43V44H67ZM133 43V42H132ZM132 43H130L131 45H132ZM42 44V43H41ZM45 44V43H44ZM64 45V47H66L65 49H64V51H66V52H68V44L67 45ZM72 44H73V41H72ZM77 44V43H76ZM80 44V43H79ZM137 44V46H139ZM182 44H183V42H182ZM194 44H196V43H194ZM198 44V43H197ZM201 44V43H200ZM148 45V44H147ZM189 45V44H188ZM199 45V44H198ZM15 46V45H14ZM62 46V45H61ZM169 46H171V47H169ZM200 46V47H201ZM44 47V46H43ZM60 47V46H59ZM63 47V46H62ZM73 47H75V45L73 46ZM135 47V46H134ZM176 47V48H175ZM189 47V46H188ZM0 48V49H1ZM19 48V47H18ZM21 48V47H20ZM78 48V47H77ZM107 48H111V49H107ZM133 48V47H132ZM143 48V47H142ZM148 48V47H147ZM198 48V47H197ZM196 48V49H197ZM45 49V50H46ZM79 49H80V47H79ZM202 49V48H201ZM58 50V49H57ZM73 50V49H72ZM78 50V49H77ZM77 50H74V51H76V53H77ZM80 50H82V49H80ZM93 50V49H92ZM106 50V51H105ZM214 50H215V52H214ZM12 51V52H11ZM52 51V50H51ZM54 51V50H53ZM98 51V52H99ZM105 51V52H104ZM109 51V55H107V52ZM115 51V52H114ZM130 51V52H129ZM169 51V50H168ZM195 51V50H194ZM199 51V49L197 50V52ZM206 51H208V50H206ZM205 51V52H206ZM37 52L39 53V54H37ZM81 51H79V53H80ZM93 52V51H92ZM184 52V51H183ZM200 52V51H199ZM41 53V54H40ZM97 53V52H96ZM132 53H133V55H132ZM159 53H161V56H160V63H158V66L159 65H161V68H162V71L161 72H157V70H153V68H151V66L153 65L152 63L153 62H155L156 60H158V55H159ZM196 53V52H195ZM68 54V53H67ZM72 55H73V53H71ZM98 54V53H97ZM137 54V53H136ZM14 55V56H13ZM25 55V56H24ZM40 55H41V57H40ZM95 53L93 54V56L91 57V59L87 62V64H85V66L83 67V70H82V73H81V71H80V76L84 73V72H87V73H90L91 75H94V74H92L90 71H91V69L94 67V68H96V57L98 56H96L95 57ZM112 55V54H111ZM116 55V54H115ZM172 55H173V53H172ZM32 56V61H27V58L28 57H31ZM35 56V57H34ZM71 56V55H70ZM132 58H130V57ZM138 56V57H137ZM143 56V57H142ZM3 57V56H2ZM44 57H46V56H44ZM61 57V56H60ZM68 57V56H67ZM119 57H121V58H119ZM133 57H134V59H133ZM136 57H137V59L139 58V57H141L140 59L141 60H139V61H136L137 59H136ZM146 57V58H145ZM177 57V56H176ZM191 57H193V58H202V59H200V61L201 62H196L197 63V65H196V63H195V65L198 67V69H195L194 70V63H193V61L194 60H192L191 59ZM4 58V57H3ZM72 59H73V56L71 57ZM76 58V57H75ZM77 58H79V57H77ZM145 58V59H144ZM165 58V59H164ZM30 59V58H29ZM44 59V58H43ZM99 59V58H98ZM97 59V60H98ZM143 59V60H142ZM1 60H2V58H1ZM45 60V59H44ZM68 60V59H67ZM70 60V59H69ZM68 60V61H69ZM183 60V59H182ZM54 61V60H53ZM56 61V60H55ZM54 61V62H55ZM57 61H59V60H57ZM66 61V60H65ZM63 62L62 64H65L66 62H67V64L69 63L68 61H66V62ZM1 62V61H0ZM53 62V63H54ZM60 62V61H59ZM72 62V61H71ZM83 62V61H82ZM124 62V63H123ZM242 62V61H241ZM56 63V62H55ZM54 63V65H56ZM123 63V64H122ZM1 64V63H0ZM18 64V65H17ZM49 64V65H48ZM61 64V63H60ZM71 63H69V65H70ZM118 64V65H119ZM134 65V70H132V71H127L125 68H126V66L127 65ZM170 64V63H169ZM168 64V65H169ZM9 65V66H8ZM53 65V66H54ZM59 65V64H58ZM166 65V64H165ZM44 66H48V67H44ZM73 66V65H72ZM102 66H104V67H102ZM108 66V67H107ZM167 66V65H166ZM182 66V65H181ZM195 66V67H196ZM51 67V66H50ZM115 67H117V66H115ZM160 67V66H159ZM165 67V66H164ZM228 68H230V67H228ZM227 68V69H228ZM231 68V69H232ZM54 69V68H53ZM53 69H51L50 70V72L53 70ZM61 69H63V68H61ZM97 69V68H96ZM99 69V68H98ZM111 69V68H110ZM112 69H115L114 67L112 68ZM167 69V68H166ZM224 69V71H225V69L226 68H223ZM8 70V69H7ZM6 70V71H7ZM13 71H14V69H12ZM12 70H11V72H12ZM98 71V73H99V75L101 74V71ZM160 70V69H159ZM197 70V74L195 73V71ZM16 71V70H15ZM49 71V70H48ZM71 71V70H70ZM181 71H182V68H181ZM206 71V70H205ZM223 71V70H222ZM4 72V71H3ZM8 72H10V71H8ZM8 72H6L4 75H2L3 77H6V76H8ZM10 72V73H11ZM23 72V71H22ZM26 72V71H25ZM61 72H62V70H61ZM66 72V71H65ZM108 72H110V71H108ZM108 72L106 73V72H103V74L105 75V74H108ZM112 72H113V70H112ZM169 72V71H168ZM184 72V71H183ZM187 72V71H186ZM210 72V71H209ZM260 72H261V78H262V80H264V70H260ZM16 73H17V71H16ZM20 73H21V68H20ZM30 73V72H29ZM70 73V72H69ZM96 73H97V71H96ZM130 75H129V74ZM15 74V73H14ZM24 74V73H23ZM31 74V73H30ZM44 74L45 73H43L42 74V80H43V78H44ZM109 74H111V72L109 73ZM195 74H196V76H195ZM213 74V73H212ZM227 74V73H226ZM18 75V74H17ZM21 75V74H20ZM55 75V74H54ZM60 75V74H59ZM64 75V74H63ZM69 75V74H68ZM78 75V74H77ZM114 75V76H113ZM171 75V74H170ZM169 75V76H170ZM228 75V74H227ZM231 75V74H230ZM15 76V75H14ZM76 76V75H75ZM82 76H84V75H82ZM85 76H86V74H85ZM212 76V75H211ZM258 76V75H257ZM2 77V78H3ZM31 77V76H30ZM46 77V76H45ZM72 77V76H71ZM91 77V76H90ZM104 77L105 76H103L102 78L104 79ZM107 77H108V75H107ZM112 77H111V80H112ZM220 77H221V75H220ZM229 77V78H230ZM12 78H13V76H12ZM35 78V77H34ZM34 78L32 79V81H30V82H26L27 83V85H31L32 87L34 86ZM47 79H49L48 77H46ZM76 78V77H75ZM75 78H73V79H75ZM80 78V77H79ZM79 78H76V79H79ZM99 78V77H98ZM106 78V77H105ZM172 79H173V77H171ZM216 78V79H217ZM1 79V78H0ZM6 78H4L3 79V83H1V81H0V84L2 85H0L2 88H1V92H6V90L4 89V85H5V82H4V80H5ZM16 79V78H15ZM60 79H62V77H60ZM84 79H86V78H84ZM89 79V78H88ZM108 80H109V78H107ZM170 79V78H169ZM222 79H224L223 77H222ZM221 79V80H222ZM37 80V79H36ZM40 80V79H39ZM70 80H71V78H70ZM82 82H83V77H82ZM91 80V79H90ZM94 80H95V78H94ZM106 79H104V81H105ZM156 80V81H157ZM186 78L184 77V76H180L179 74L175 77V79H173V82H174V85H175V83H178V85H181V88L182 89H184L183 87H186L187 85V82H186ZM226 80H227V78H226ZM229 80V79H228ZM38 81V80H37ZM41 81V80H40ZM51 81V80H50ZM58 81H59V79H58ZM67 81H68V79H67ZM67 81H65L66 83H67ZM79 81H80V79H79ZM113 81V80H112ZM117 81V82H116ZM139 81V82H138ZM157 81V82H158ZM178 81V82H177ZM19 82V81H18ZM47 82H48V80H47ZM51 82H53L54 83V81H51ZM78 82V81H77ZM153 82V81H152ZM158 82V83H159ZM172 82V83H173ZM261 82V81H260ZM21 83V82H20ZM45 83V85H46V82H44ZM88 83V82H87ZM86 83V84H87ZM108 83H109V81H108ZM113 84H114V82H112ZM142 83V84H141ZM205 83V82H204ZM210 83V82H209ZM208 83V84H209ZM39 84V83H38ZM48 84L49 83H47V88L49 87L48 86ZM58 84V83H57ZM69 84H71V83H69ZM68 84V85H69ZM85 84V81L83 82V85ZM90 84V83H89ZM88 84V85H89ZM124 84H122V85H124ZM145 84V85H146ZM36 85V84H35ZM55 85V84H54ZM65 85V84H64ZM80 85H82V84H80ZM82 85V86H83ZM119 86H120V84H118ZM126 85V86H127ZM148 85H150V82L148 83ZM152 85V84H151ZM173 85V86H174ZM190 85V84H189ZM195 85V84H194ZM214 85V84H213ZM5 86H7V85H5ZM30 86V87H31ZM56 86V85H55ZM81 86V87H82ZM91 86V85H90ZM129 86V85H128ZM143 86V85H142ZM177 86V85H176ZM191 86H192V82H191ZM211 86V85H210ZM209 86V87H210ZM216 86V85H215ZM242 86V85H241ZM7 87H10V86H7ZM28 87V86H27ZM30 87H28V91L29 90H31L30 89ZM31 87V88H32ZM50 87H51V84H50ZM78 87V86H77ZM96 87V86H95ZM115 87V86H114ZM122 87V86H121ZM125 87V86H124ZM148 87V86H147ZM179 87V86H178ZM212 87V86H211ZM220 87V88H221ZM53 88H54V86H53ZM71 88V87H70ZM79 88V87H78ZM86 88L87 89H82V91L83 90H89V89H92L93 88V86H92V88H90V87H88V86H86ZM127 88V87H126ZM141 88H143V87H141ZM172 88V87H171ZM180 88V89H181ZM196 88V87H195ZM8 89V88H7ZM10 89H11V87H10ZM19 89H20V87H19ZM33 89V88H32ZM37 89V88H36ZM39 89H42V88H39ZM46 89V88H45ZM124 88L122 87V91H124L123 90ZM128 89V88H127ZM159 89V90H158ZM179 89V90H180ZM185 89H187V88H185ZM184 89V90H185ZM4 90V91H3ZM48 90V89H47ZM69 89L66 87V86H63V87H61L60 89H58V93H56V92H54V94H52V95H50L49 97H52V96H54V95H59L58 96V98H55V96L53 97V99L51 100L52 102H54V103H56L55 105H53V107H57V104L58 103H60L61 101H64V100H66V101H64V105L63 106H65L64 108H66L68 111L66 112V114L67 113H69L70 112V109H68V106H69V104H70V100L68 101L67 99H71V100H73V101H75L76 99H78L79 101H81L80 99L82 98L81 96H82V94H81V96H80V94H79V91H76L74 88L73 89H70V90H72V91H68ZM79 90V89H78ZM171 90V89H170ZM174 90V89H173ZM196 90V89H195ZM194 90V91H195ZM260 90V89H259ZM10 91V90H9ZM49 91V90H48ZM86 91H84V93H87ZM126 91V90H125ZM175 91V90H174ZM188 90H186L185 92H187ZM194 91H192L191 90V92H194ZM212 91V90H211ZM13 92V91H12ZM15 92V91H14ZM25 92V91H24ZM27 92V91H26ZM31 92V94L28 96L27 95V97H25V100L23 101V104L22 105H19V103H18V105H16L17 103H16V101L17 100H13V97H10L11 99H12V101H11V103H13V106H15V110H16V112L15 113H13V115L15 114L16 116L15 117H18L17 119L18 120H16L14 117H13V119H11V120H13L14 121V123H15V128L14 129H11V132L12 131H14L15 132V138L14 139H11L10 141H9V143H8V148H9V150H10V152H9V154H8V159L6 160V162H10L12 159L14 160V158L16 157H22L24 154H26V153H32L33 155L36 153V151H37V154L39 155V151H40V149H39V151H38V148H37V146H38V144H36L37 142H38V139L36 138V137H38V136H40V135H38L37 133V130H36V128H37V118H36V115H37V108L35 107V108H33V106H32V104H31V106H30V104L28 105V104H26L25 106H24V104L26 103V102H31L32 100H34V102L36 101V99H37V101L39 102V99L38 98H36V99H34L35 97H37V96H40V95H38L39 93H40V91H38V93L35 91V90H31L30 91ZM53 92V91H52ZM91 92H92V90H91ZM90 92V93H91ZM115 92V91H114ZM120 92H121V90H120ZM139 92V91H138ZM148 92V93H149ZM152 92V93H153ZM171 92V91H170ZM183 92V91H182ZM263 92H264V90H263ZM21 93V92H20ZM50 93V92H49ZM80 93H82V92H80ZM122 94H123V92H121ZM120 93V94H121ZM146 93V92H145ZM145 93L143 92V94L142 95H140L139 94V96L141 97V96H144L145 98H147L146 96L147 95H150V94H147V95H145ZM151 93V94H152ZM215 93V92H214ZM257 93V92H256ZM41 94V93H40ZM137 94V93H136ZM183 94V93H182ZM188 94H189V92H188ZM195 94H196V91H195ZM223 94V93H222ZM221 94V95H222ZM261 94V93H260ZM1 95V94H0ZM4 95V94H3ZM42 95V94H41ZM87 95H89L88 93L85 95V96H87ZM92 95V94H91ZM112 95V94H111ZM157 95V96H158ZM185 95V94H184ZM190 95V94H189ZM218 96L220 95V92H219V94H217ZM263 95H264V93H263ZM18 95L16 94V97H17ZM20 96H21V94H20ZM45 96V95H44ZM47 96V95H46ZM120 96V95H119ZM123 96V95H122ZM212 96V95H211ZM224 96V95H223ZM88 97V96H87ZM124 97V96H123ZM221 98H223L222 96H220ZM220 97H217L218 99L220 98ZM240 97V96H239ZM65 98H67V99H65ZM85 98V97H84ZM120 98V97H119ZM192 98V97H191ZM210 98V97H209ZM216 98V97H215ZM216 98V99H217ZM220 98V100L222 101V99ZM83 99V98H82ZM113 99V98H112ZM117 99V98H116ZM115 99V100H116ZM123 98H121V99H119V100H122ZM141 99V98H140ZM186 99V98H185ZM212 99V98H211ZM253 99V98H252ZM48 99L46 98V100H43L42 101V103L43 104H45L44 102L45 101H47ZM78 100H76V101H78ZM84 100V99H83ZM82 100V102L84 103V101ZM114 100V103H116V101ZM146 100L147 99H145V102H146ZM189 100V99H188ZM215 100V99H214ZM0 101H2V100H0ZM8 101V100H7ZM19 101V100H18ZM17 101V102H18ZM118 101V100H117ZM139 101V100H138ZM143 102H144V99L142 100ZM181 101V100H180ZM183 101V100H182ZM187 101V100H186ZM202 101V100H201ZM219 101V100H218ZM217 101V102H218ZM223 101H224V98H223ZM236 101V100H235ZM238 101V100H237ZM9 102V101H8ZM33 102V103H34ZM52 102H50V103H52ZM81 102V103H82ZM86 102V101H85ZM144 102V103H145ZM188 102V101H187ZM198 102V101H197ZM10 103V102H9ZM39 103H41V102H39ZM49 103V104H50ZM88 103V102H87ZM107 103V102H106ZM110 103V102H109ZM118 103H119V101H118ZM117 103V104H118ZM122 103V102H121ZM136 103H138V102H136ZM181 103V104H180ZM223 103V102H222ZM221 103V104H222ZM257 103H259V102H257ZM74 104H75V102H74ZM91 104V103H90ZM120 104V103H119ZM128 104V103H127ZM132 104H134V102L133 103H131V105ZM141 104V103H140ZM196 104V103H195ZM198 104V103H197ZM8 105V104H7ZM35 105V104H34ZM38 105V104H37ZM37 105H35V106H37ZM48 105V104H47ZM52 105V104H51ZM50 105V106H51ZM79 105V104H78ZM78 105H76L75 104V106L77 107ZM83 105H85V104H83ZM92 105V104H91ZM142 105V104H141ZM199 105V104H198ZM206 105V104H205ZM223 105V104H222ZM221 105V106H222ZM42 106V105H41ZM58 106H59V104H58ZM62 106V105H61ZM74 106V107H75ZM80 106H81V104H80ZM86 106H87V104H86ZM108 107H110L109 105H107ZM112 106H113V104H112ZM145 106V105H144ZM143 106V107H144ZM188 106V105H187ZM203 106V105H202ZM49 107V106H48ZM74 107H72V108H74ZM82 107V106H81ZM94 107V106H93ZM103 107H104V105H103ZM105 107H106V105H105ZM132 107H136V104L134 105V106H132ZM131 107V108H132ZM150 107V106H149ZM203 107H205V106H203ZM223 107V106H222ZM221 107V108H222ZM44 108H46V110H48L47 109V107H44ZM50 108V107H49ZM60 108H63V107H60ZM83 108V107H82ZM82 108H79L77 111H76V113H75V118L77 119V121L79 120V123L81 122V120H82V126L84 125L85 127H89V126H86L87 124H86V121L88 122V121H91V116L92 115H88L89 113V111L87 112H85V111H82ZM95 108V107H94ZM107 108V107H106ZM139 108H141V107H139ZM176 108H174L175 110H176ZM263 108H264V99H263ZM2 109H4V108H2ZM11 109H13V108H11ZM22 109L24 110V112L22 111ZM56 109V108H55ZM58 110H59V108H57ZM57 109H56V111H57ZM89 109H92V106H90L89 105ZM97 109V108H96ZM109 109V108H108ZM130 111H131V109L130 108H128ZM127 109V110H128ZM148 109V108H147ZM150 109H151V107H150ZM149 109V111H151ZM201 109V108H200ZM199 108H198V110L197 111H199L200 110ZM204 109V108H203ZM223 109V108H222ZM6 110V109H5ZM5 110L3 111L4 113H5ZM45 110V111H46ZM50 110H51V108H50ZM50 110H48V111H50ZM71 110H73V112L72 113H74V109H71ZM93 110H95V109H93ZM98 110V109H97ZM140 110V109H139ZM138 110V111H139ZM214 110V109H213ZM256 110V109H255ZM10 111V109H8V111L7 112H9ZM12 111H14V110H12ZM42 111H43V109H42ZM55 111V110H54ZM54 111H52V112H54ZM60 111V110H59ZM59 111H57L58 113H59ZM107 111V110H106ZM130 111H128V112H130ZM134 111V110H133ZM142 110H140L139 112H141ZM200 111H202V110H200ZM199 111V112H200ZM204 111V110H203ZM207 111V110H206ZM11 112V111H10ZM51 112V111H50ZM64 112V111H63ZM62 112V113H63ZM92 112V111H91ZM103 112L104 113H106L105 112V110L103 109ZM113 112V111H112ZM115 112H117V111H115ZM120 112V111H119ZM152 112V111H151ZM152 112V113H153ZM171 112V111H170ZM223 112V111H222ZM256 112V111H255ZM260 112H262L263 113V111L260 109ZM26 115H25V114ZM34 113H35V115H34ZM41 111L39 112V116L41 115ZM45 113V112H44ZM48 113V112H47ZM104 113H102V114H104ZM107 113H109V111L107 112ZM107 113H106V115H107ZM111 113V112H110ZM121 113V112H120ZM132 113V112H131ZM130 113V114H131ZM146 113H147V111H146ZM172 113V112H171ZM175 113V112H174ZM173 113V114H174ZM177 113V112H176ZM192 113V114H191ZM2 114V112L0 111V115ZM18 114V115H17ZM43 114V113H42ZM49 114V113H48ZM84 114H85V118H84ZM87 114V115H86ZM127 114V113H126ZM179 114V113H178ZM177 114V115H178ZM2 115H4V114H2ZM55 114H53V116H54ZM56 115H58V114H56ZM63 115H65V114H63ZM69 115H71L70 113H69ZM73 115V114H72ZM109 115H111V114H109ZM120 115V114H119ZM118 115V117L120 118V116ZM139 115V114H138ZM150 115V114H149ZM169 115H171V114H169ZM182 115V114H181ZM194 115H196V114H194ZM193 115V116H194ZM225 114H224V112H223V116H224ZM11 116V115H10ZM35 116V117H34ZM44 116L45 117H47L45 114H43V120H42V122H44L45 120H44ZM51 116V115H50ZM60 116H62V115H60ZM60 116H58V117H60ZM88 116H90V118L88 117ZM105 116V115H104ZM108 116V115H107ZM116 116H117V114H116ZM130 116V115H129ZM137 116V115H136ZM143 116V115H142ZM173 115H171V117H172ZM198 116V115H197ZM7 117H9V115H7ZM57 117V116H56ZM68 117V116H67ZM72 117V116H71ZM87 117H88V119H87ZM125 117H126V115H125ZM124 117V118H125ZM179 118L181 117V116H178ZM183 117H184V115H183ZM217 117H219V116H217ZM229 117H230V119H229ZM256 117V116H255ZM4 118V117H3ZM41 118H42V116H41ZM65 118H66V115H65ZM86 120V121H84V119ZM103 118L104 117H102V122L104 123V121H103ZM109 119H110V117H108ZM118 118V119H119ZM128 117H126V119H127ZM153 118V117H152ZM159 118V119H160ZM161 118V119H162ZM170 118V117H169ZM173 118V117H172ZM194 118V117H193ZM9 119V118H8ZM50 118H48V120H49ZM55 120H57L58 118H54ZM53 119V120H54ZM60 119V118H59ZM73 119V118H72ZM71 119V120H72ZM81 119V120H80ZM90 119V120H89ZM105 119H106V117H105ZM118 119H116L117 121H118ZM122 119V118H121ZM168 119V118H167ZM182 120H183V118H181ZM194 119H196V118H194ZM217 119V118H216ZM222 120H223V118H221ZM220 119V120H221ZM225 119H226V117H225ZM2 120V119H1ZM7 120V119H6ZM47 120V119H46ZM51 120V119H50ZM52 120V121H53ZM61 120H62V118H61ZM125 120V119H124ZM124 120H123V122H122V125H123V123H124ZM137 120H139V119H136V121ZM180 120V119H179ZM186 120V119H185ZM227 120V119H226ZM226 120L224 121V122H226ZM233 119H231V123H230V125L233 123V121H232ZM258 120V119H257ZM51 121V122H52ZM63 123H64V118H63ZM66 121V120H65ZM76 121V120H75ZM95 121V120H94ZM106 122H108L107 120H105ZM141 121H143L142 120V118H141ZM140 121V123L142 124V122ZM163 121H165V120H163ZM192 121V120H191ZM193 121H195V120H193ZM192 121V122H193ZM235 121V120H234ZM41 122V121H40ZM59 122V121H58ZM92 122V121H91ZM128 122V121H127ZM146 122V121H145ZM2 123V122H1ZM8 123V122H7ZM47 123V122H46ZM84 123V124H83ZM129 123H130V121H129ZM139 123V124H140ZM147 123V122H146ZM203 123V122H202ZM218 123H219V121H218ZM223 123V122H222ZM227 123V122H226ZM41 124H44V123H41ZM51 124H53V123H50L49 125H51ZM65 124H66V122H65ZM64 124V125H65ZM74 124V123H73ZM76 124V123H75ZM81 124V123H80ZM86 124V125H85ZM93 124V123H92ZM102 124V123H101ZM143 124H145L144 122H143ZM152 124V123H151ZM185 124H188V121H187V123L185 122ZM185 124H184V126H185ZM3 125V124H2ZM5 125V124H4ZM38 125H40V124H38ZM135 125V124H134ZM221 126H222V124H220ZM46 126V125H45ZM56 126V125H55ZM58 126V125H57ZM66 126V125H65ZM70 126H72V125H70ZM92 126V125H91ZM94 126V125H93ZM101 126V125H100ZM102 126H107V124H102ZM101 126V127H102ZM124 126V125H123ZM123 126H120V129H121V127L123 128ZM152 126V125H151ZM226 126V125H225ZM228 126H229V123H228ZM227 126V127H228ZM234 126V125H233ZM8 127V126H7ZM46 127H50V126H46ZM61 127V126H60ZM95 127V126H94ZM100 127V133H101V136H103V133H102V128ZM104 127V128H105ZM115 127V126H114ZM164 127H165V125H164ZM188 127V126H187ZM195 127V126H194ZM197 127V126H196ZM218 127V126H217ZM224 127V126H223ZM222 127V128H223ZM238 127H240V126H238ZM1 128V127H0ZM3 128V127H2ZM11 128V127H10ZM32 128H35L34 129V131L32 130ZM54 128V127H53ZM58 128H59V126H58ZM57 128V129H58ZM93 128V127H92ZM103 128V129H104ZM110 128V127H109ZM140 128V127H139ZM148 128V127H147ZM181 128V127H180ZM38 129V128H37ZM55 129V128H54ZM64 129V128H63ZM69 129V128H68ZM80 129H83V128H80ZM106 129V131H108L107 130V128H105ZM104 129V130H105ZM130 129V128H129ZM171 129V128H170ZM172 129H173V127H172ZM188 129V128H187ZM190 129H191V127H190ZM189 129V130H190ZM196 129V128H195ZM217 129V132H218V128H216ZM243 129V128H242ZM3 130V129H2ZM49 131H50V129H48ZM59 130V129H58ZM61 130V129H60ZM59 130V131H60ZM85 130V129H84ZM87 130V132L86 133H88V135H89V133H90V136H87V134L85 135V136H87V137H90L89 139L91 140L92 138L94 139V137H91V136H93V134L91 133V131H90V129L89 128H87L86 129ZM110 130V129H109ZM124 130V129H123ZM126 130V129H125ZM133 130V129H132ZM137 130V129H136ZM146 130V129H145ZM153 130V129H152ZM177 130H178V128H177ZM220 130V129H219ZM222 130V129H221ZM226 130V129H225ZM233 130V129H232ZM39 132H41L42 130L40 129V130H38ZM45 131L46 130H44V132L43 133H45ZM62 131V130H61ZM69 131V130H68ZM78 131V130H77ZM82 130H80V132H81ZM112 131V130H111ZM110 131V132H111ZM119 131H122V130H119ZM118 131V132H119ZM162 131V130H161ZM166 131H167V129H166ZM182 131V130H181ZM181 131H176L175 132V134H176V136H177V134L178 133H180ZM215 131V130H214ZM213 131V132H214ZM234 131H235V129H234ZM41 132V133H42ZM58 132V131H57ZM70 132H71V130H70ZM82 132H84V131H82ZM82 132H81V134H82ZM104 132V131H103ZM128 132V131H127ZM163 132H165V131H163ZM171 132V131H170ZM169 131H168V133H170ZM192 132V131H191ZM190 132V133H191ZM195 132V131H194ZM197 132V131H196ZM221 132V131H220ZM240 132V131H239ZM242 132V131H241ZM246 132V131H245ZM2 133V132H1ZM16 133H18L17 135H16ZM34 133V134H33ZM54 133H55V130H54ZM78 133V132H77ZM76 133V134H77ZM94 133H95V131H94ZM108 133H109V131H108ZM113 133V132H112ZM117 133V132H116ZM121 133V132H120ZM168 133H166L165 132V134H168ZM186 133V132H185ZM190 133H189V135H190ZM223 133V132H222ZM227 133V132H226ZM33 134V135H32ZM60 134H62V133H60ZM64 134V133H63ZM123 134V133H122ZM164 134V133H163ZM183 134V133H182ZM193 134V133H192ZM224 134V133H223ZM246 134V133H245ZM2 135V134H1ZM8 135V134H7ZM10 135V134H9ZM47 136L49 135V132H48V134H46ZM52 135H53V133H52ZM70 135V134H69ZM72 135V134H71ZM99 135V134H98ZM113 135V134H112ZM137 135V134H136ZM171 135H172V133H171ZM193 135H195V140L196 139H201V138H199L200 137V135H199V133H194ZM215 135V134H214ZM218 135H220V134H218ZM233 135V134H232ZM242 135V134H241ZM42 136V135H41ZM40 136V137H41ZM50 136V135H49ZM49 136H48V138H49ZM54 137H56L57 135H53ZM58 136H61V135H58ZM57 136V137H58ZM67 136V135H66ZM106 137H107V135H105ZM105 136H104V138H105ZM118 136V135H117ZM151 136V135H150ZM163 137H166V135L164 136V135H162ZM234 136V135H233ZM254 137H255V135H253ZM45 137V136H44ZM51 138H52V136H50ZM68 137V136H67ZM66 137V138H67ZM72 137H74L73 135H72ZM78 137H80L79 138V140H81V138L82 139H84L83 137H81V136H78ZM172 137V136H171ZM170 136H169V138H171ZM202 137V136H201ZM237 137V136H236ZM240 137V136H239ZM245 137V136H244ZM5 138V137H4ZM22 138H24V141H25V139H27L28 138V140L26 141V143H20L17 139H20V140H22ZM61 138V137H60ZM59 138V139H60ZM70 138V137H69ZM75 138V137H74ZM99 138V137H98ZM126 138V137H125ZM124 138V139H125ZM137 138V137H136ZM162 138V137H161ZM262 138H264V134L262 135V137H261V139ZM37 139V142H35L34 143V141ZM40 139V138H39ZM53 139V138H52ZM51 139V140H52ZM62 139V138H61ZM65 139V138H64ZM88 139V140H89ZM103 139V138H102ZM134 139V138H133ZM141 139V138H140ZM143 139V138H142ZM158 139V138H157ZM163 139L164 138H162V139H160V143L158 144V145H161V146H155V145H153L155 142V139H153V141H152V139H150L152 142L150 143V145L146 148V150H145V152L143 153L144 155H143V159H142V161H140V167L142 168L143 166H144V168L143 169H140V170H142V173H149V172H155V174H158L159 175V173H161L163 170L160 168L161 166H164L165 164H166V161H168L167 159L169 158H171V157H169L168 155L169 154H171V153H169L168 154V152H169V150L172 148H170L169 147V150L167 151V153L166 154H163V152H164V146H167V148H168V142L170 141L169 139V141L166 143V144H164V146L162 145L163 144V142L164 141H166L165 139H164V141H163ZM174 139V138H173ZM176 139H177V137H176ZM181 139V138H180ZM185 139H187V138H185ZM227 140H228V138H226ZM240 139V138H239ZM254 139H257L256 137L254 138ZM260 139V140H261ZM41 141H42V139H40ZM55 140H56V138H55ZM70 140V139H69ZM69 140H66V142L67 141H69ZM85 140V139H84ZM109 140V139H108ZM107 140V141H108ZM114 140H117V139H113V143H114ZM119 140V139H118ZM126 140V139H125ZM178 140V139H177ZM184 140V139H183ZM190 140V139H189ZM194 140V141H195ZM222 140H223V137H222ZM227 140H224V142H226ZM243 140V139H242ZM251 139H249V136H247L246 137V139L244 140V142L242 143V148L244 149L243 151L245 152V150L247 151V150H249V152L248 153H246V154H248L249 155V153H250V156H249V161L251 160V159H253V158H255V161H256V163L257 164H255V165H257V167L259 168V171H258V185H259V196H260V200H259V203H257V205H259V207H260V210H258V211H260L259 212V222H260V220L261 219H263L264 220V182L262 183V180H264V173H263V169H264V146H263V151L261 152L262 154H260L259 155V150H257L256 148L257 147H251V149H250V143H251V141H250ZM264 140V139H263ZM23 141V140H22ZM23 141V142H24ZM47 141H49V140H47ZM72 141H74L75 142V140H72ZM83 141V140H82ZM86 141V140H85ZM96 141H97V139H96ZM95 141V142H96ZM99 141V140H98ZM104 141H106L105 139H104ZM158 141V140H157ZM179 141V140H178ZM221 141V140H220ZM16 142H19L20 144H18V143H16ZM43 142H45V141H43ZM50 142V141H49ZM52 143L51 144H53V142H54V139H53V141H51ZM58 142V140H56V143ZM59 142H61V141H59ZM62 142H65V141H62ZM76 142H80V141H76ZM93 140H92V143L91 142H89V143H91V144H93ZM100 142V141H99ZM110 143H111V141H109ZM187 143H188V141H186ZM202 142V141H201ZM228 142V141H227ZM226 142V148H225V151L224 152H222V154H223V172L221 173V175L219 176V177H221L220 178V184L222 185V189H223V195H222V197H223V203H225V211H224V213H226L227 214V218H226V214H225V216H224V219H225V222H226V224H227V228H228V226H229V228H228V232H227V234H229L228 236L226 235V240H228L229 241V244H228V246L230 245V246H232V244H236L237 246H239V240H240V242L242 243V245H243V247H244V249L246 250V252L244 253V255L249 259V264H256V259H255V256H254V254H253V250L250 248V247H248V245L247 244H245V242H243V240L238 236V235H236L237 234V232L235 231L236 229L234 228V224H233V222H232V215H233V213H234V209H235V205H234V203L236 204V202H238V201H236V200H238L239 199V196H240V191L239 192H237L238 191V185L240 184V182H242V181H240L239 182V179L238 178H236V176H235V178L233 179V175H234V173H232V169H233V167H232V164H231V152L234 150L233 149V145L231 144V142H229V143H227ZM39 143V142H38ZM86 143V142H85ZM139 143V142H138ZM162 143V144H161ZM173 143V142H172ZM181 143V142H180ZM222 143V142H221ZM22 144V145H21ZM44 144V143H43ZM50 145V143H47V145ZM61 144V143H60ZM67 144H70V143H68L67 142ZM74 144V143H73ZM88 144V143H87ZM100 144H102V143H100ZM119 144H121V143H119ZM119 144H115V145H119ZM171 144V143H170ZM174 144V143H173ZM189 144V143H188ZM203 144V143H202ZM213 144V143H212ZM211 144V145H212ZM222 144H224V143H222ZM47 145H45V147H44V152H42L41 151V154H43L44 156H45V158H47V159H50V157L53 155L52 153L54 152H52V150H50L49 149V147L47 146ZM54 145H56V144H54ZM85 145V144H84ZM83 145V146H84ZM90 145V144H89ZM97 145V144H96ZM96 145H94V146H96ZM102 145H104V144H102ZM101 145V146H102ZM108 145V144H107ZM139 145H141V143L139 144ZM199 145H200V143H199ZM204 145V144H203ZM203 145L201 146V147H203ZM264 145V144H263ZM81 146V145H80ZM82 146V147H83ZM92 146V148H94V146L93 145H91ZM106 146V145H105ZM104 146V147H105ZM144 146V145H143ZM172 146H174V148L175 149H177V147H178V149L177 150H179L180 149V151H178L179 152V155L181 154L182 156H184V157H186V159H185V161L186 160H188L187 159V157H188V155H187V153L186 152H184L183 154L181 153L182 152V150H183V147L178 143V145L177 146H175V145H172ZM192 146V145H191ZM56 147L59 149L60 148V145H56ZM70 147V146H69ZM68 147V148H69ZM82 147H79L78 146V148H82ZM85 147V146H84ZM108 147V146H107ZM132 147V146H131ZM181 147V148H180ZM195 147V146H194ZM200 147V146H199ZM200 147V148H201ZM41 148V147H40ZM55 148V147H54ZM53 148V149H54ZM73 148V147H72ZM86 148V147H85ZM96 148V147H95ZM102 148H103V146H102ZM114 148V147H113ZM119 148H121L120 146H119ZM138 148H140L139 146H138ZM166 148V147H165ZM212 148V147H211ZM57 149V150H58ZM61 149V148H60ZM76 149H77V146H76ZM88 150L89 149H91V147L90 148H87ZM97 149H99V148H97ZM109 149V148H108ZM129 149V148H128ZM191 150H190V155H192V154H195L196 152H195V150H193V147L192 148H190ZM202 149V148H201ZM201 149H200V151H201ZM210 149V148H209ZM55 150V149H54ZM74 150V149H73ZM80 150V149H79ZM84 150V149H83ZM86 150V149H85ZM87 150V151H88ZM93 149H91V151H92ZM102 150H106V148L104 149H102ZM115 150V149H114ZM122 150L124 151V149L122 148ZM132 150V149H131ZM135 149H133L132 151H134ZM222 150H224V149H222ZM242 150V149H241ZM50 151V152H49ZM56 151V150H55ZM61 151V150H60ZM71 151V150H70ZM78 151V150H77ZM90 151V150H89ZM88 151V152H89ZM104 151L102 152L103 154H104ZM125 151H127V150H125ZM131 151V153L133 154V152ZM171 151H176V150H174V149H171L170 150V152ZM183 151H185V150H183ZM218 151V150H217ZM59 152V151H58ZM57 152V153H58ZM67 152H69V151H67ZM72 152H74V151H72ZM80 152H81V150H80ZM83 152V151H82ZM81 152V153H82ZM86 152V151H85ZM84 152V153H85ZM87 152V153H88ZM93 152H94V150H93ZM98 152H99V150L97 151V152H95L96 154H98ZM101 152V151H100ZM110 152V151H109ZM111 152H113V150L111 149ZM137 152H140V150H138ZM150 152H151V154H150ZM177 152V151H176ZM195 152V153H194ZM255 152V153H254ZM1 153V152H0ZM81 153H80V155H81ZM87 153H85L86 155H87ZM92 153V152H91ZM94 153V154H95ZM106 153V152H105ZM116 153H118V152H116ZM124 153V152H123ZM131 153H129L130 154V156L132 155ZM173 153H175V152H173ZM173 153H172V155H173ZM240 153V152H239ZM4 154V153H3ZM75 154V153H74ZM76 154H79V153H76ZM94 154H93V156H94ZM96 154H95V156H96ZM113 154V153H112ZM112 154H111V158H112V160H113V157H112ZM115 154V153H114ZM119 154V153H118ZM128 154V153H127ZM176 154V153H175ZM208 154H210V152L208 153ZM211 154H212V152H211ZM244 154V153H243ZM243 154H242V156H243ZM245 154V155H246ZM15 155V156H14ZM28 155V154H27ZM36 155V154H35ZM51 155V156H50ZM55 155H56V153H55ZM68 155V154H67ZM107 155H108V153H107ZM120 155V154H119ZM124 155H125V153H124ZM123 155V156H124ZM135 155H136V153H135ZM178 155V154H177ZM207 155V154H206ZM215 155V154H214ZM221 155V154H220ZM219 155V156H220ZM14 156V158H12ZM54 156V155H53ZM71 156V155H70ZM91 156V155H90ZM92 156V157H93ZM102 156V155H101ZM137 156V155H136ZM138 156H140V155H138ZM193 156V155H192ZM197 156V155H196ZM24 157V156H23ZM22 157V158H23ZM26 157V156H25ZM55 157V156H54ZM69 157V156H68ZM72 157V156H71ZM78 157V155L76 156V158ZM82 157V156H81ZM97 157V156H96ZM96 157H95V159H96ZM105 157V156H104ZM117 157V156H116ZM129 157V156H128ZM150 157V158H149ZM179 157V156H178ZM207 157H208V155H207ZM218 157V156H217ZM232 157H233V155H232ZM27 158V157H26ZM28 158H30V155H29V157ZM42 158V160H44V162H45V160L46 159H43V157H40V159ZM52 158V157H51ZM60 158V157H59ZM103 158V157H102ZM114 158H115V156H114ZM120 158V157H119ZM125 158V157H124ZM131 158V157H130ZM129 158V159H130ZM135 158V157H134ZM137 158V157H136ZM139 158H142V157H139ZM148 159L146 162L147 163H150L149 165H150V167H148L147 166V164H146V162L144 161L145 159ZM180 158V157H179ZM178 158V159H179ZM189 158V157H188ZM198 158H199V155H198ZM211 158V156L209 155V159ZM242 158H244V157H242ZM31 159V158H30ZM30 159H28V161L30 160ZM71 159V158H70ZM73 159V158H72ZM95 159H92L91 158V162H88V163H91L90 165H91V168L93 167V169H95L94 168V166H92V164H94L95 163ZM118 159V158H117ZM178 159H175L174 158V161L175 160H177L178 161ZM196 159V158H195ZM20 160V158L19 159H17V161H19ZM24 160V159H23ZM31 160H34V159H31ZM52 160H53V158H52ZM55 160V159H54ZM66 160H68V159H66ZM75 161H77L76 159H74ZM95 160V161H94ZM112 160H111V162H112ZM136 160V159H135ZM138 160V159H137ZM180 160V159H179ZM242 160V159H241ZM35 161V160H34ZM41 161V160H40ZM48 161H50V160H48ZM57 161V160H56ZM79 161V160H78ZM81 161H84V159L83 160H81ZM85 161L86 162H84V164L85 163H87V161L88 160H86L85 159ZM92 161H94V163H92ZM100 161H101V159H100ZM99 160L95 163V164H98V162H100ZM102 161H103V159H102ZM101 161V162H102ZM115 161V160H114ZM119 161H121L122 162V160H119ZM170 161V160H169ZM184 161V160H183ZM207 161V160H206ZM243 161H244V159H243ZM258 161V162H257ZM11 162H13V161H11ZM25 162V161H24ZM27 162V161H26ZM32 162V161H31ZM31 162H29V163H31ZM44 162H43V165H44ZM66 162V161H65ZM69 162V161H68ZM67 162V163H68ZM100 162V163H101ZM104 162V164H102V165H106L107 163V161L105 162V161H103ZM116 162V161H115ZM131 162V161H130ZM135 162V161H134ZM176 162V161H175ZM179 162V161H178ZM186 162H188V161H186ZM222 162V161H221ZM245 162V161H244ZM14 163H16V162H14ZM21 163H23L22 161H21ZM50 163H51V161H50ZM53 163V162H52ZM54 163H55V161H54ZM54 163H53V165H54ZM56 163H58V162H56ZM66 163V164H67ZM71 163V164H70ZM70 165L69 166H71L72 164H73V162H71V160H70ZM76 163V162H75ZM79 163H80V161H79ZM78 163V164H79ZM99 163V164H100ZM114 163V162H113ZM118 163V160H117V162H116V164ZM125 162H123V164H124ZM136 163V162H135ZM135 163L133 164V165H135ZM137 163H139L138 161H137ZM137 163H136V165H137ZM177 163V162H176ZM188 163H190V162H188ZM248 164L247 165H249V162H247ZM250 163H251V161H250ZM17 164H19V163H17ZM65 164V163H64ZM63 164V165H64ZM94 164V165H95ZM126 164V163H125ZM178 164V163H177ZM177 164H176V167H178L177 166ZM197 164V163H196ZM216 164H217V162H216ZM10 165V164H9ZM20 165H22V164H20ZM37 165V164H36ZM41 165V164H40ZM43 165L41 166L42 167V169H43ZM49 164H46V166H48ZM56 165V164H55ZM55 165H54V167H55ZM67 165V166H68ZM80 165V164H79ZM83 165V164H82ZM86 165V164H85ZM90 165H89V168H90ZM117 165H119V164H117ZM180 165V164H179ZM186 165V164H185ZM185 165L183 166V168L185 167ZM188 165V164H187ZM190 165V164H189ZM234 165V164H233ZM245 165V164H244ZM33 166H34V162H33ZM57 166V165H56ZM65 166V165H64ZM64 166H63V168H64ZM68 166V167H69ZM77 166V163H76V165L74 166L75 168H78V166ZM81 166V165H80ZM79 166V167H80ZM96 166V165H95ZM99 166V170L98 169H96L95 171H94V173L93 174H96V175H98V173H99V171L101 170V168H102V170H103V166H101V168H100V165H98ZM98 166H96V167H98ZM214 166V165H213ZM1 167V166H0ZM3 167H4V165H3ZM2 167V168H3ZM11 167V166H10ZM49 167V166H48ZM83 167V166H82ZM86 167V166H85ZM85 167H83V169L85 168ZM112 167V166H111ZM127 166L125 165V168H126ZM129 167V166H128ZM153 167V168H152ZM181 167V166H180ZM190 167V166H189ZM188 167V168H189ZM219 167V166H218ZM239 167V166H238ZM246 167V166H245ZM29 168V167H28ZM34 168V167H33ZM38 168V167H37ZM71 168V167H70ZM122 168H124L123 167V165H122V167L120 166V168H118V167H116V166H113L112 168H111V170H110V173H111V176L109 177V180H110V184H111V186H109V188L111 189V191H113V194H115V193H117V194H115V195H117V196H119L121 193H123V192H125V194L127 193V191L128 190H125V188L123 189V186H125V181H126V179H125V175H124V173H122ZM133 168L134 167H132L131 169L133 170ZM137 168V167H136ZM135 168V169H136ZM164 168V167H163ZM168 168V167H167ZM186 168V167H185ZM193 168V167H192ZM16 169H17V167H16ZM39 169V168H38ZM44 169H47L46 167L44 168ZM50 169H54L53 167H52V165H51V167H50ZM56 169H58L57 167H56ZM176 169V168H175ZM190 169H191V167H190ZM244 169V168H243ZM242 169V170H243ZM249 169V168H248ZM3 170H5V168L3 169ZM32 170V169H31ZM39 170H41V169H39ZM63 170V169H62ZM65 170H67L66 168H65ZM72 170V169H71ZM73 170H74V168H73ZM76 170V169H75ZM128 170V169H127ZM136 170H139V168L138 169H136ZM168 170H170V169H168ZM182 170V169H181ZM186 170H187V168H186ZM185 170V171H186ZM194 170V169H193ZM196 170H198V168L196 169ZM203 170V169H202ZM205 170V169H204ZM212 170V169H211ZM246 170V169H245ZM252 170V169H251ZM6 171V170H5ZM26 171V170H25ZM56 171V170H55ZM60 171V170H59ZM69 171V170H68ZM90 171V170H89ZM124 171V170H123ZM167 171V170H166ZM207 171V170H206ZM219 171V170H218ZM234 171V170H233ZM247 171V170H246ZM250 171V170H249ZM24 172V171H23ZM60 172H62V171H60ZM63 172H65V171H63ZM71 172V171H70ZM76 172V171H75ZM84 172H86V169H84ZM127 172H129V171H127ZM131 172V171H130ZM136 172V171H135ZM134 171H133V173H135ZM168 172V171H167ZM172 172V171H171ZM187 172H189V171H187ZM191 172H193V171H191ZM203 173H204V171H202ZM53 174H54V172H52ZM74 173V172H73ZM83 173V172H82ZM87 173H89V172H87ZM102 173H104V176H105V171L104 172H102ZM102 173H100L101 175H103ZM108 173V172H107ZM107 173H106V175H107ZM141 172L139 171V174H140ZM174 173H176V172H174ZM174 173H172V175H174ZM195 173V172H194ZM197 173V172H196ZM210 173V172H209ZM3 174V171H2V173H1V176H3L2 175ZM23 174V173H22ZM32 174V173H31ZM48 174H50V172L48 171ZM48 174H45V176H49ZM57 173L55 172V175H56ZM63 174V173H62ZM65 174V173H64ZM70 174H72V173H70ZM91 174V173H90ZM136 174V173H135ZM134 174V175H135ZM150 174V173H149ZM169 174H170V172H169ZM183 174V173H182ZM189 174V173H188ZM216 174V173H215ZM241 174V173H240ZM242 174H243V172H242ZM242 174H241V176H242ZM244 174H245V172H244ZM247 174V173H246ZM13 175H15V174H13ZM35 175V174H34ZM60 175V174H59ZM58 175V176H59ZM66 175H68V174H66ZM66 175H63V177L64 176H66ZM77 175V174H76ZM80 175V174H79ZM129 175H132V174H129ZM154 175V174H153ZM161 175V174H160ZM163 175V174H162ZM171 175V174H170ZM170 175H168L169 177H170ZM176 175V174H175ZM174 175V177L176 178V181H177V179H178V175H177V177ZM194 175V174H193ZM196 175V174H195ZM198 175V174H197ZM236 175V174H235ZM248 175V174H247ZM247 175H246V177H247ZM0 176V177H1ZM84 176V175H83ZM87 176H90V175H88L87 174ZM138 176V175H137ZM141 176V175H140ZM148 176V175H147ZM147 176H145V177H147ZM150 176V175H149ZM152 176V175H151ZM150 176V177H151ZM155 176V175H154ZM157 176V175H156ZM155 176V177H156ZM167 176V175H166ZM186 176H188V175H186ZM204 175H202V177H203ZM206 176V175H205ZM218 176V175H217ZM249 176V175H248ZM251 176V175H250ZM6 177V176H5ZM55 177H57V176H55ZM54 177V178H55ZM72 177V176H71ZM92 176H90V178H91ZM94 177V176H93ZM143 177V176H142ZM144 177V178H145ZM153 177V176H152ZM159 177V176H158ZM158 177H156V178H158ZM195 177H197V176H195ZM198 177H200V174H199V176ZM20 179L21 178H23L24 179V177L22 176V177H19ZM31 178H34L33 176L31 177ZM43 178V177H42ZM59 178H60V176H59ZM58 178V179H59ZM74 178V177H73ZM85 178V177H84ZM96 178V177H95ZM100 178V177H99ZM135 178V177H134ZM137 178V177H136ZM140 178V177H139ZM167 179H168V177H166ZM180 178V177H179ZM242 178V177H241ZM248 178V177H247ZM12 179V178H11ZM18 179V178H17ZM46 180H43L44 182H43V187H44V189L45 190H50L49 191V193L51 192V190H52V186L50 185V183L51 182H48L47 181V177L45 178ZM81 179V178H80ZM98 179V178H97ZM96 179V180H97ZM101 180H103L102 178H100ZM131 179V178H130ZM146 179V178H145ZM161 179H162V177H161ZM161 179H159V180H161ZM171 179V178H170ZM194 179V178H193ZM197 179V184L199 185V187L201 186V187H205V185H204V183H202V181L200 180V179H198V178H196ZM232 179V180H231ZM243 179V178H242ZM38 180V179H37ZM65 180V179H64ZM72 180V179H71ZM89 180V179H88ZM92 180V179H91ZM95 180V179H94ZM99 180V179H98ZM140 180V179H139ZM148 180V179H147ZM151 180V179H150ZM158 179L157 180H154V181H159ZM181 180V179H180ZM250 180V179H249ZM12 181V180H11ZM17 181H19V180H17ZM25 181V180H24ZM52 181H54V180H52ZM60 181V180H59ZM66 181V180H65ZM70 181V180H69ZM68 181V182H69ZM76 181V180H75ZM80 181V180H79ZM141 181V180H140ZM149 181V180H148ZM162 181V180H161ZM171 181V180H170ZM182 181H183V179H182ZM189 181H190V179H189ZM203 181H204V179H203ZM232 181H234L233 183H232ZM21 182V181H20ZM26 182V181H25ZM31 182V181H30ZM78 182V181H77ZM94 182H96V181H94ZM131 181L129 180V183H130ZM147 181L145 180V183H146ZM150 182V181H149ZM163 182V181H162ZM165 182H167V184H165V186H167V188L170 190L171 189V187H173V186H171V185H173V184H175L173 181H171L173 184H168V183H170V182H168V180H166ZM178 182V181H177ZM13 183H15V182H13ZM19 182H17V184H18ZM32 183V182H31ZM81 183V181L79 182V184ZM88 183V182H87ZM105 182H102L101 181V184H102V186H104L103 184H104ZM128 182H127V184H126V186L129 184ZM132 183V184H131ZM130 184L131 185H129V187L131 186V189L133 190V189H135V188H137V187H140V189H141V191L140 192H142L143 190V187L142 186H140V184H138V183H135V181L133 180L132 182H131ZM145 183L144 184H142V185H145ZM183 184H186V183H184V182H182ZM237 183H239V184H237ZM246 183H248V182H246ZM5 184V183H4ZM16 184V183H15ZM14 184V185H15ZM21 184V183H20ZM24 184V183H23ZM33 184V183H32ZM31 184V185H32ZM37 184V183H36ZM54 184V183H53ZM74 184V183H73ZM78 184V183H77ZM91 184V183H90ZM89 184V185H90ZM100 184V183H99ZM147 184V183H146ZM162 184V183H161ZM177 184V183H176ZM241 184H243V183H241ZM8 185V184H7ZM38 185V184H37ZM39 185H40V183H39ZM55 185V184H54ZM58 185V184H57ZM76 185V184H75ZM147 185H149V183L147 184ZM146 185V186H147ZM4 186V185H3ZM2 186V187H3ZM6 186V185H5ZM34 186H35V183H34ZM41 186V185H40ZM64 186V185H63ZM71 186V185H70ZM73 186V185H72ZM80 186V185H79ZM79 186H78V190L79 189H82L81 187L79 188ZM96 186V185H95ZM125 186V187H126ZM215 186V185H214ZM8 187V186H7ZM11 187V186H10ZM14 187V186H13ZM17 187V186H16ZM32 187V186H31ZM75 187V186H74ZM87 187V186H86ZM90 188H88L89 190L91 189L92 190V188H91V186H89ZM94 187V186H93ZM97 187H99V186H97ZM101 187V186H100ZM145 187V186H144ZM149 187H150V185H149ZM161 187H162V185H161ZM177 187V186H176ZM192 187V186H191ZM243 187V186H242ZM12 188V187H11ZM10 188V189H11ZM19 188V187H18ZM37 188V187H36ZM54 188H55V186H54ZM54 188H53V191H54ZM76 188H77V185H76ZM156 188H158V186L156 187ZM156 188H154V189H156ZM165 188V187H164ZM181 188H183L182 186H181ZM181 188H180V190H181ZM194 188V187H193ZM20 189H22L21 187H20ZM31 189V188H30ZM39 189V188H38ZM43 189V190H44ZM72 189V188H71ZM75 189V188H74ZM87 189V188H86ZM98 189V188H97ZM127 189V188H126ZM151 189V188H150ZM144 190V192L145 191H147V192H149L148 193V195L153 191V189H151V190ZM159 189V188H158ZM162 189V188H161ZM157 190V191H162V190ZM166 189V188H165ZM216 189V188H215ZM246 189H248L249 190V186L246 184ZM19 190V189H18ZM34 190H35V188H34ZM42 190V189H41ZM56 190H57V188H56ZM63 190V189H62ZM77 190V191H78ZM84 190V189H83ZM89 190H87V191H89ZM99 190H101V189H99ZM98 190V191H99ZM138 190V189H137ZM176 190V189H175ZM240 190V189H239ZM10 191V190H9ZM15 191H16V189H15ZM20 191V190H19ZM26 191V190H25ZM37 191V190H36ZM73 191V190H72ZM82 191V190H81ZM85 191V190H84ZM218 191V190H217ZM14 192V191H13ZM22 192V191H21ZM34 192V191H33ZM37 192H40V191H37ZM36 192V193H37ZM62 192H64V191H62ZM86 192V191H85ZM99 192H101V191H99ZM140 192H139V194H140ZM143 192V193H144ZM154 192V191H153ZM165 192V191H164ZM169 192V194L172 192V190L171 191H168ZM187 192V191H186ZM203 192V191H202ZM0 193H2L1 191H0ZM4 193V192H3ZM25 193V192H24ZM61 193V192H60ZM59 193V194H60ZM76 193V192H75ZM84 193V192H83ZM83 193H81V194H83ZM129 193H130V189H129ZM146 193V192H145ZM166 193V192H165ZM165 193H163V194H165ZM189 193V192H188ZM188 193H186V194H188ZM195 193V192H194ZM6 194H8V192L6 193ZM10 194H11V192H10ZM35 194V193H34ZM43 194V193H42ZM71 194V193H70ZM77 194V196H78V193H76ZM87 194H89V192L87 193ZM90 194H92V196L94 195L95 196V193L93 194V191H90ZM101 193H98V195H100ZM112 194V193H111ZM124 194V193H123ZM122 194V195H123ZM136 194H138L137 192L134 194V197H136L135 195ZM154 194V193H153ZM152 194V195H153ZM192 194V193H191ZM9 195V194H8ZM47 195H49V194H47ZM64 195V194H63ZM71 195H73V193L71 194ZM83 195H85L86 196V193H84ZM97 195V197H100V196H98ZM121 195V196H122ZM144 195V194H143ZM143 195H139V196H142V198H144L143 197ZM147 195V194H146ZM148 195H147V197H148ZM167 195V194H166ZM165 195V196H166ZM180 195H181V192H180ZM5 196V195H4ZM17 196V195H16ZM15 196V197H16ZM120 196V197H121ZM139 196H137V201H138V203H139V200L141 201L142 200V198L141 197H139ZM145 196V195H144ZM150 196H151V194H150ZM179 196V195H178ZM11 197V196H10ZM20 197H21V195H20ZM74 197H75V195H74ZM79 197H81V195L79 196ZM78 197V198H79ZM109 197V196H108ZM110 197H112L111 195H110ZM146 197V196H145ZM153 197V196H152ZM154 197H156V199L157 198H163L162 196H155L154 195ZM167 197V196H166ZM176 197V194H174V190H173V193L172 194H170L169 195V197H167V199L166 198H164V199H166V203H171L170 202V198L171 199H173V203H174V198ZM188 197H191V195L189 196V195H187V198ZM193 197H194V201L192 200L193 199ZM195 195L193 196L192 195V201L193 202H191L190 200H189V198L186 200L185 199V201H188L189 202V206L191 207V209H193V207H194V209L193 210H191V212H195L196 211V209H197V207L195 208V204H194V202H195ZM212 199H213V201H215L218 197L216 196V191H215V193L214 194H211V196H210ZM241 197V196H240ZM5 198V197H4ZM23 198V197H22ZM76 198V197H75ZM77 198V199H78ZM82 198V197H81ZM83 198H84V196H83ZM82 198V199H83ZM95 198V197H94ZM101 198V197H100ZM114 198V197H113ZM112 198V199H113ZM150 198V197H149ZM180 198V197H179ZM202 198V197H201ZM7 199H9L8 197H7ZM51 199V198H50ZM49 199V200H50ZM70 199H72V198H70ZM115 199V198H114ZM113 199V200H114ZM120 199V198H119ZM155 199V200H156ZM1 200V199H0ZM10 200V199H9ZM52 200V199H51ZM67 200V199H66ZM79 200V199H78ZM84 200V199H83ZM89 200V199H88ZM118 200V199H117ZM121 200V199H120ZM128 200V199H127ZM159 200V199H158ZM182 200H184V198L182 199ZM196 200H199V199H196ZM218 200V199H217ZM24 201V200H23ZM28 201V200H27ZM45 202H46V200H44ZM73 201V200H72ZM72 201H71V203H72ZM75 201V200H74ZM145 201H146V199H145ZM144 201V202H145ZM162 201V200H161ZM18 202V201H17ZM20 202H22V201H20ZM44 202V203H45ZM50 202V201H49ZM68 202H69V200H68ZM79 202V201H78ZM84 204H86L87 205V203H85L84 201H82ZM81 202V203H82ZM89 202V201H88ZM100 202H102V201H100ZM104 202V201H103ZM114 202V201H113ZM122 202V201H121ZM128 202V201H127ZM130 202H131V200H130ZM142 202V201H141ZM153 202V201H152ZM158 202V201H157ZM163 202V201H162ZM161 202V203H162ZM176 202V201H175ZM198 202V201H197ZM216 202V201H215ZM4 203V202H3ZM26 203V202H25ZM29 203V202H28ZM67 203V202H66ZM80 203V204H81ZM82 203V204H83ZM92 203V202H91ZM106 203V202H105ZM104 203V204H105ZM129 203V202H128ZM172 203V205H174ZM183 203V202H182ZM182 203H180V206H181V204ZM196 203V202H195ZM201 203V202H200ZM6 204H7V202H6ZM16 204V203H15ZM18 204V203H17ZM21 204V203H20ZM32 204V203H31ZM45 204H47V203H45ZM68 204V203H67ZM74 204H76V202L75 203H73V205ZM78 204V203H77ZM118 204H119V202H118ZM159 204V203H158ZM177 204V203H176ZM187 204V203H186ZM22 205V204H21ZM71 205V204H70ZM88 205H89V203H88ZM90 205H93V204H90ZM110 205V204H109ZM137 205V204H136ZM171 205V206H172ZM178 205V204H177ZM176 205V206H177ZM198 205H200V204H198ZM239 205V204H238ZM256 205V204H255ZM257 205H256V207H257ZM7 206V205H6ZM60 206V205H59ZM66 206V205H65ZM80 206V205H79ZM113 206V205H112ZM180 206H178V207H180ZM183 206V205H182ZM32 207V206H31ZM44 207V206H43ZM76 207V206H75ZM78 207V206H77ZM85 207V206H84ZM88 207V206H87ZM90 207V206H89ZM88 207V208H89ZM92 207H94V206H91L90 207V209H92ZM95 207H96V205H95ZM123 207V206H122ZM121 207V208H122ZM134 207V206H133ZM173 207V206H172ZM184 208L182 209L183 210V212L182 213H180L179 215L178 214H176L178 217H184L185 215H184V213H185V211H187L186 210V207L185 206H183ZM226 207H227V209H226ZM256 207H254V208H256ZM8 208V207H7ZM18 208H19V206H18ZM59 209L61 208V210H62V207H58ZM57 208V209H58ZM69 208H70V206H69ZM74 208V207H73ZM86 208V207H85ZM87 208V209H88ZM142 208V207H141ZM141 208L139 209V207L137 208L138 209V211H137V213H139V212H141L142 210H141ZM144 208H146V207H144ZM159 208V207H158ZM171 208V207H170ZM187 208H188V205H187ZM201 208V207H200ZM5 209V208H4ZM16 209V208H15ZM37 209V208H36ZM63 209H66V208H63ZM71 209H72V206H71ZM82 210V208H79L78 207V209H76L77 211H76V213L75 214H77V212H79V211H81ZM84 209V208H83ZM95 209V211H97L96 210V208H94ZM93 209V210H94ZM105 209V208H104ZM131 209V208H130ZM130 209H126V210H130ZM143 209V208H142ZM188 209H190V208H188ZM18 210V209H17ZM40 210V209H39ZM67 210V209H66ZM124 210V209H123ZM123 210H122V212H123ZM133 210V209H132ZM160 210H162V208H160ZM172 210H174V209H172ZM197 210H199L200 211V209H197ZM25 211V210H24ZM103 211V210H102ZM125 211V210H124ZM169 210H167L166 212H168ZM175 211V210H174ZM173 211V212H174ZM178 211H180V208H179V210ZM177 211V212H178ZM3 212V211H2ZM1 212V213H2ZM7 212H9V211H7ZM13 212V214H16V213H14V211H12ZM15 212H16V210H15ZM41 212V211H40ZM68 212V211H67ZM82 212V215H83V211H81ZM81 212H79L78 213V216L80 215V216H82L80 213ZM90 212V211H89ZM134 212H136L135 210H134ZM165 211H164V214L166 213ZM170 212H172V211H170ZM172 212V213H173ZM190 212V211H189ZM196 212H198V211H196ZM0 213V214H1ZM86 213V212H85ZM91 213V212H90ZM89 213V214H90ZM96 212H94V214H95ZM147 213V212H146ZM176 213V212H175ZM187 213V212H186ZM206 213V212H205ZM254 213V212H253ZM4 215H5V213H3ZM11 214V213H10ZM9 214V215H10ZM21 214H22V212H21ZM21 214H19L20 215V218H25L24 216H22ZM38 214V213H37ZM40 214V213H39ZM54 214V213H53ZM56 214V213H55ZM59 214V213H58ZM64 214V213H63ZM65 214H67V213H65ZM71 213L69 212V215H70ZM73 214H74V210H73ZM97 214V213H96ZM95 214V215H96ZM101 214V213H100ZM110 213H108V215H109ZM112 214V213H111ZM117 214V213H116ZM125 214H127V212L126 213H124V215ZM130 214V213H129ZM148 214H150L151 215V213H148ZM161 215H162V213H160ZM163 214V215H164ZM167 214V213H166ZM174 214V213H173ZM18 215V214H17ZM16 215V216H17ZM68 215V216H69ZM92 215V214H91ZM97 215H99V212H98V214ZM106 216V218H105V222H106V224L108 223V221L109 220H111L110 218H111V215H109V216ZM133 212H132V218H133ZM219 215V214H218ZM256 215V214H255ZM14 216V215H13ZM22 216V217H21ZM60 216V215H59ZM66 216V215H65ZM77 216V217H78ZM85 216V215H84ZM87 216V215H86ZM121 216V215H120ZM136 216V215H135ZM169 216V215H168ZM174 216H175V214H174ZM188 216V215H187ZM35 217V216H34ZM70 217V216H69ZM73 217H74V215H73ZM73 217H71V218H73ZM77 217L75 216V218L77 219ZM130 217V216H129ZM145 217V216H144ZM156 217V216H155ZM165 217V216H164ZM176 217V216H175ZM27 218V217H26ZM62 218V217H61ZM60 218V219H61ZM82 218H84V217H80V222H81V219ZM115 218V217H114ZM148 218V217H147ZM172 218V217H171ZM194 218V217H193ZM6 219V218H5ZM4 219V220H5ZM14 219V218H13ZM17 219H19V217L17 218ZM35 219H36V217H35ZM50 219H52V218H50ZM54 219H57V218H54ZM68 219H70V218H68ZM93 219V218H92ZM99 219V218H98ZM137 219H139L140 220V218H138L137 217ZM137 219H136V222H138L137 221ZM165 219H168V218H166L165 217ZM181 219V218H180ZM201 219V218H200ZM210 219V218H209ZM232 219V220H231ZM254 219V218H253ZM20 221H21V219H19ZM28 220V219H27ZM33 220V219H32ZM39 220V219H38ZM61 220H64V216H63V218L61 219ZM90 220V219H89ZM88 220V221H89ZM118 220V219H117ZM126 221H127V219H125ZM129 220H130V218H129ZM128 220V221H129ZM132 220V219H131ZM135 220V219H134ZM154 220H155V218H154ZM173 220V219H172ZM176 220H179L178 218L176 219ZM176 220L174 221V222H176ZM185 220V219H184ZM188 220V219H187ZM257 220V219H256ZM18 221V220H17ZM24 221V220H23ZM26 221V220H25ZM70 221H72V220H70ZM73 221H75L74 219H73ZM72 221V222H73ZM96 221V220H95ZM103 221V220H102ZM119 222H120V220H118ZM125 221V222H126ZM142 221V220H141ZM167 221V220H166ZM191 221H193V220H191ZM195 221V220H194ZM200 221V220H199ZM198 221V222H199ZM3 222H6V221H3ZM28 222V221H27ZM27 222H25V223H27ZM64 222H66V221H64ZM69 222V221H68ZM68 222H67V224H68ZM169 222H171L172 223V221H171V219L169 220ZM183 222H186V221H183ZM190 222V221H189ZM207 222V221H206ZM16 223H19V222H16ZM38 223V222H37ZM62 223V222H61ZM61 223H59V224H61ZM79 223V222H78ZM128 223V222H127ZM131 223V222H130ZM150 223V222H149ZM156 223H157V221H156ZM155 223V224H156ZM166 223V222H165ZM164 223V224H165ZM186 223H188V222H186ZM192 223V222H191ZM212 223H214V222H212ZM221 223V222H220ZM11 224V223H10ZM20 224H21V222H20ZM23 224V223H22ZM28 224V223H27ZM45 224H47V222L45 223ZM65 223H62V225H64ZM72 224V223H71ZM90 224V223H89ZM129 224V223H128ZM170 224V223H169ZM184 224V223H183ZM13 225V224H12ZM42 225V224H41ZM40 225V226H41ZM55 225V224H54ZM53 225V226H54ZM56 225H58V223L56 224ZM69 225V224H68ZM79 225H81V224H79ZM95 225H97V224H95ZM100 225H101V222H100ZM121 225V224H120ZM123 225V224H122ZM131 225V224H130ZM149 225V224H148ZM152 225V224H151ZM150 225V226H151ZM166 225V224H165ZM173 225V224H172ZM177 225V224H176ZM189 225H191L190 227H192V226H194V224L192 225V224H189ZM239 225V224H238ZM25 225H23V227H24ZM35 226H37V225H35ZM52 226V225H51ZM67 226V225H66ZM77 226V225H76ZM108 226H109V224H108ZM125 226H127V225H125ZM134 226H136V225H134L133 224V228H134ZM181 226V225H180ZM207 226V225H206ZM39 227V226H38ZM64 227V226H63ZM62 227V228H63ZM80 227H83L82 225L80 226ZM101 227V226H100ZM146 227V226H145ZM163 227L164 226H162V228H160V225L158 226V229L160 228L161 230L163 229ZM167 227H169L168 225H167ZM167 227H165V229L167 228ZM173 227V229L172 230H176V228H174V226H172ZM171 227V228H172ZM179 227V226H178ZM186 227H188L187 225H186ZM204 227V226H203ZM210 227V226H209ZM14 228V227H13ZM19 228V227H18ZM44 228V227H43ZM50 228V227H49ZM48 228V229H49ZM70 228V227H69ZM73 228V227H72ZM71 228V229H72ZM91 229H92V227H90ZM123 228V227H122ZM126 229H127V227H125ZM189 228V227H188ZM194 228L195 227H193V230H194ZM213 228H215V227H213ZM212 228V229H213ZM24 229H26V228H24ZM30 229V228H29ZM32 229V228H31ZM41 229V228H40ZM47 229V228H46ZM53 229V228H52ZM54 229H55V227H54ZM61 229V228H60ZM74 229V228H73ZM94 229V228H93ZM125 229V230H126ZM145 229V228H144ZM187 229V228H186ZM185 229V230H186ZM190 229V228H189ZM200 229H202V228H200ZM205 229H207V228H205ZM10 230V229H9ZM28 230V229H27ZM33 230V229H32ZM37 230V229H36ZM65 230V229H64ZM104 230V229H103ZM112 230H113V228H112ZM124 230V229H123ZM129 230V228L127 229V231ZM143 230V229H142ZM147 230V229H146ZM146 230H144L145 231V234L147 233L146 232ZM149 230V229H148ZM151 230V229H150ZM188 230V229H187ZM191 230V229H190ZM189 230V231H190ZM209 230V229H208ZM211 230V229H210ZM209 230V231H210ZM253 230V229H252ZM17 231V230H16ZM29 231V230H28ZM41 231V230H40ZM43 231V230H42ZM68 231V230H67ZM78 231V230H77ZM76 231V232H77ZM83 232V230H80V232ZM90 231V230H89ZM94 231V230H93ZM119 232H118V234L120 235V229L118 230ZM130 231V230H129ZM134 231V230H133ZM138 231V230H137ZM156 231V230H155ZM166 231H167V229H166ZM170 231V230H169ZM196 231V230H195ZM44 232V231H43ZM70 232V231H69ZM91 232V231H90ZM102 232V231H101ZM107 232V231H106ZM114 232H116V231H114ZM178 232V231H177ZM193 232V231H192ZM206 232H208V231H206ZM218 232V231H217ZM32 233V232H31ZM34 233V232H33ZM38 232H36V234H37ZM48 233V232H47ZM50 233V232H49ZM59 233H62V232H59ZM85 233H87V235L89 234L87 231L85 232ZM97 233H98V231H97ZM113 233V232H112ZM111 233V234H112ZM117 233V232H116ZM136 233V232H135ZM134 233V234H135ZM139 233V232H138ZM152 233H153V230H152ZM189 233V232H188ZM191 233V232H190ZM194 233V232H193ZM199 233H202L201 232V230H200V232ZM209 233V232H208ZM250 233V232H249ZM15 234V233H14ZM14 234H13V236H14ZM79 234V233H78ZM77 234V235H78ZM102 234V233H101ZM144 234V233H143ZM154 234V233H153ZM166 234V233H165ZM176 234V236H178L177 234L178 233H175ZM192 234V233H191ZM204 234V233H203ZM214 234V233H213ZM216 234V233H215ZM20 235V234H19ZM53 235H55V234H53ZM66 235V234H65ZM68 235H69V233H68ZM67 235V236H68ZM83 235H84V233H83ZM86 235V234H85ZM91 235V234H90ZM89 235V236H90ZM96 235H98L99 236V234H96ZM118 235V236H119ZM124 234L122 233V235L120 236V237H122ZM156 235V234H155ZM161 235V234H160ZM186 235V234H185ZM196 235V234H195ZM194 235V236H195ZM205 235V234H204ZM223 235H225V234H223ZM12 236V235H11ZM15 236H16V234H15ZM39 236H41V238H42V234L41 235H39L38 234V237ZM45 236H47V234H46V230H45V235L43 236V237H45ZM114 236V235H113ZM126 236V235H125ZM143 236V235H142ZM151 237H152V234L150 235ZM157 236H159V234L157 235ZM179 236H180V233H179ZM193 236V234H192V236L190 237V238H192L193 240H195L196 239V237H194ZM197 236V235H196ZM201 235H199V237H200ZM208 236V235H207ZM210 236H211V234H210ZM214 235H212V238H214L213 237ZM250 236H251V234H250ZM9 237V236H8ZM49 237V236H48ZM51 237V236H50ZM100 237V236H99ZM99 237H97L96 238V240H98V238ZM103 237V236H102ZM110 237V236H109ZM124 237V236H123ZM151 237H149L150 239H151ZM153 237H154V235H153ZM182 237V236H181ZM203 237V236H202ZM201 237V238H202ZM209 237V236H208ZM206 238L205 237V239H208V242H209V239H211L210 237L209 238ZM234 237H236V239H234ZM14 237H12V239H13ZM16 238H18V237H16ZM25 238V237H24ZM33 238V237H32ZM36 238V237H35ZM59 238H60V236H59ZM70 238V237H69ZM87 238V237H86ZM85 238V239H86ZM119 238V237H118ZM127 238V237H126ZM132 238V237H131ZM131 238H129V239H131ZM136 238V237H135ZM134 238V239H135ZM164 238V237H163ZM162 238V239H163ZM167 238V237H166ZM169 238L172 240V238H173V236L171 237V236H169ZM180 238V237H179ZM188 238V237H187ZM201 238H198L197 240V243L198 242H200L199 241V239L201 240ZM204 238V237H203ZM218 238H219V236H218ZM222 238H225L224 236H222ZM222 238H220V240H221V242L224 240L225 241V239H223L222 240ZM255 238H256V236H255ZM3 239H5V238H3ZM44 239V238H43ZM42 239V240H43ZM106 239V238H105ZM108 239H110V238H108ZM142 239V238H141ZM168 239V238H167ZM189 239V238H188ZM192 239H191V241H192ZM204 239V240H205ZM6 240H7V238H6ZM17 240V239H16ZM20 240V239H19ZM22 240V239H21ZM30 240V239H29ZM42 240L40 241L39 240V243L41 242V244L43 245L44 243L42 242ZM45 240V239H44ZM46 240H47V238H46ZM51 240V239H50ZM54 240V239H53ZM56 240V239H55ZM71 240V239H70ZM77 240V239H76ZM92 240V239H91ZM121 240H122V238H121ZM136 240V239H135ZM145 240V239H144ZM148 240V237H147V239H146V241ZM182 240V239H181ZM214 240V239H213ZM216 240V239H215ZM214 240V241H215ZM3 241V240H2ZM5 241V240H4ZM8 241H10V237H9V240ZM8 241H6V242H8ZM58 241V240H57ZM123 241V240H122ZM130 241V240H129ZM132 241H133V239H132ZM140 241V240H139ZM165 241H167L166 239H165ZM185 241H186V239H185ZM228 241H226V242H228ZM13 242V241H12ZM19 241H17V243H18ZM46 242V241H45ZM50 242V241H49ZM65 242V241H64ZM88 242V241H87ZM93 242V241H92ZM107 242V241H106ZM126 242V241H125ZM170 243L169 244H171V241H169ZM172 242H173V240H172ZM178 242H181L180 241V239H179V241ZM189 242V241H188ZM187 242V243H188ZM208 242H206V244L205 245H210V244H207ZM259 242V241H258ZM11 243V242H10ZM9 243V244H10ZM38 243V244H39ZM48 243V242H47ZM62 243H63V241H62ZM71 243V242H70ZM78 243V242H77ZM83 243V242H82ZM90 243V242H89ZM104 243V242H103ZM134 243V242H133ZM132 243V244H133ZM157 243V242H156ZM162 243V242H161ZM166 243V242H165ZM182 243V242H181ZM193 243H194V241H193ZM196 243V242H195ZM214 243V242H213ZM223 243H225V242H223ZM240 243V244H241ZM2 244V243H1ZM24 244V243H23ZM30 244V243H29ZM60 244V243H59ZM88 244V243H87ZM116 244V243H115ZM138 244V243H137ZM148 244V243H147ZM160 244V243H159ZM164 243H162V245H163ZM178 243H176V245H177ZM180 244V243H179ZM183 244H186V242H184ZM227 244V243H226ZM4 245H6L5 243H4ZM40 245V244H39ZM84 245V244H83ZM89 245V244H88ZM122 245V244H121ZM124 246H125V244H123ZM127 245V244H126ZM136 245V244H135ZM151 245H152V242H151ZM172 245V244H171ZM176 245H175V248H176ZM182 245V244H181ZM187 245H190V243L189 244H187ZM186 245V246H187ZM12 246H13V244H12ZM45 246V245H44ZM61 246H63V245H61ZM68 247H69V245H67ZM73 246V245H72ZM114 246V245H113ZM120 246V245H119ZM129 247H130V245H128ZM141 246V245H140ZM140 246H138L139 248H140ZM153 246H154V243H153ZM158 246H161V245H157V247ZM165 245H163V247H164ZM170 246V245H169ZM168 246V247H169ZM179 246V245H178ZM196 246H197V244H196ZM200 246V245H199ZM211 246V245H210ZM223 246H225V244L223 245ZM2 247V246H1ZM27 247V246H26ZM43 247V246H42ZM56 247V246H55ZM57 247H59V246H57ZM87 247V246H86ZM102 247V246H101ZM110 247V246H109ZM127 247V246H126ZM126 247H124V249H127ZM133 247V246H132ZM152 247V246H151ZM151 247H147V250L148 249H151ZM155 247V246H154ZM156 247V248H157ZM182 247V246H181ZM185 247V246H184ZM184 247H182V248H184ZM234 247V246H233ZM240 247V246H239ZM13 248V247H12ZM28 248V247H27ZM65 248V247H64ZM89 248V247H88ZM90 248H91V246H90ZM100 248V247H99ZM112 248V247H111ZM113 248H115V247H113ZM117 248H118V246H117ZM121 248V247H120ZM120 248L118 249V250H120ZM131 248V247H130ZM135 248H137V247H135ZM145 248V247H144ZM155 248V249H156ZM161 248H162V246H161ZM170 248V247H169ZM213 249L215 248V246L214 247H212ZM230 248V247H229ZM242 248V247H241ZM2 249V248H1ZM25 249V248H24ZM51 249V248H50ZM55 249V248H54ZM59 249V248H58ZM102 249V251L104 250L103 249V247L101 248ZM133 249V248H132ZM146 249V248H145ZM144 249V250H145ZM154 249V248H153ZM160 249V248H159ZM165 249V248H164ZM174 249V248H173ZM172 249V250H173ZM216 249V248H215ZM227 249H228V247H227ZM231 249H232V247H231ZM243 249V250H244ZM53 250V249H52ZM57 250V249H56ZM68 250V249H67ZM75 250V249H74ZM98 250V249H97ZM106 251H107V249H105ZM113 250V249H112ZM129 250H131V249H129ZM129 250H128V254L126 253L127 251H125V253H124V251H122V250H120V251H122L124 254H127V255H129ZM139 250V249H138ZM143 250V249H142ZM146 250V251H147ZM158 250V249H157ZM194 250V249H193ZM233 250H234V248H233ZM232 250V251H233ZM244 250V251H245ZM10 251V250H9ZM64 251H66V250H64ZM84 251V250H83ZM109 251V250H108ZM141 251V250H140ZM152 251V250H151ZM175 251H178V249L176 250L175 249ZM4 252V251H3ZM12 252V251H11ZM47 252V251H46ZM63 252V251H62ZM69 252H70V250H69ZM98 252V251H97ZM105 252V251H104ZM116 252V251H115ZM115 252H113V253H115ZM131 252V251H130ZM133 252H135V251H133ZM142 252V251H141ZM140 252V253H141ZM145 252V251H144ZM144 252L142 253V254H144ZM150 252V251H149ZM148 252V253H149ZM153 252V251H152ZM157 252V251H156ZM162 252V251H161ZM164 252H167V251H164ZM164 252H163V254H164ZM174 252V251H173ZM185 252V251H184ZM217 252V251H216ZM234 252V251H233ZM4 253H6V252H4ZM48 253V252H47ZM54 253H55V251H54ZM81 253V252H80ZM83 253V252H82ZM95 253V252H94ZM117 253H118V251H117ZM136 253H138V252H136ZM139 253V254H140ZM175 254H176V252H174ZM178 253V252H177ZM188 253H190V252H188ZM56 254V253H55ZM87 254V253H86ZM85 254V255H86ZM98 254V253H97ZM100 254V253H99ZM111 254V256L112 255H114V254H112V253H110ZM118 254H121L120 252L118 253ZM123 254V255H124ZM131 254H133V253H131ZM131 254H130V256H131ZM146 254V253H145ZM162 254V253H161ZM165 254H167L168 255V253H165ZM218 254V253H217ZM7 255H8V252H7ZM38 255V254H37ZM67 255V254H66ZM70 255V254H69ZM83 255V254H82ZM81 255V256H82ZM85 255H84V257H85ZM108 255V254H107ZM137 256H138V254H136ZM135 255V256H136ZM152 255L154 256V252L152 253ZM166 255V256H167ZM177 255V254H176ZM184 255H186V254H183V256ZM188 255V254H187ZM190 255H193V254H191L190 253ZM215 256H216V254H214ZM6 256V255H5ZM11 256V255H10ZM9 256V257H10ZM72 256V255H71ZM117 256V255H116ZM115 256V257H116ZM129 256V257H130ZM134 256V254H133V257H135ZM149 256H150V254H149ZM149 256H143V259H144V257H146V258H148ZM165 256V257H166ZM174 255H172V257H173ZM178 256V255H177ZM203 256V255H202ZM8 257V256H7ZM38 256H36V258H37ZM49 257V256H48ZM54 257V256H53ZM69 257V256H68ZM123 257V256H122ZM124 257H125V255H124ZM123 257V258H124ZM127 257V256H126ZM132 257V258H133ZM140 257V256H139ZM157 257H158V255H157ZM169 256H167V258H168ZM182 257V256H181ZM187 257V256H186ZM212 257V256H211ZM58 258H60L59 256H58ZM117 258V257H116ZM118 258H120L121 259V257L120 256H118ZM128 258V257H127ZM138 258V257H137ZM149 258H151V257H149ZM154 259H155V257H153ZM153 258H151V259H153ZM213 259H214V257H212ZM45 259V258H44ZM74 259V258H73ZM72 259V260H73ZM79 259V258H78ZM84 259V258H83ZM92 259V258H91ZM130 259V258H129ZM160 259V258H159ZM172 259V258H171ZM173 259H175V257L173 258ZM183 259H187V258H183ZM208 259V258H207ZM206 259V260H207ZM14 260V259H13ZM69 260H70V258H69ZM102 260V259H101ZM115 260V259H114ZM127 260V259H126ZM139 260V259H138ZM187 260H189V257H188V259ZM211 260V259H210ZM71 261V260H70ZM74 261H76V259H74ZM81 261V260H80ZM86 261V260H85ZM128 261V260H127ZM137 261V260H136ZM140 261V260H139ZM146 261V260H145ZM177 261H178V259H177ZM176 261V264H180V263H178ZM216 261V260H215ZM57 262V261H56ZM59 262V261H58ZM61 262H63V261H61ZM84 262V261H83ZM99 262V261H98ZM101 262V261H100ZM142 262V261H141ZM159 262V261H158ZM161 262H164V260H161ZM161 262H160V264H161ZM166 262V261H165ZM43 263V262H42ZM64 263H65V261H64ZM69 263V262H68ZM71 263H73V261L71 262ZM97 263V262H96ZM106 263V262H105ZM115 263V262H114ZM128 263V262H127ZM146 263V262H145ZM210 263V262H209ZM5 264V263H4ZM61 264V263H60ZM82 264V263H81ZM92 264V263H91ZM97 264H99V263H97ZM116 264V263H115ZM119 264V263H118ZM125 264H126V262H125ZM148 264V263H147ZM152 264V263H151ZM166 264H174L173 262H172V260H168L167 259V262H166ZM191 264V263H190Z\"/></svg>",
  "mask_w": 264,
  "mask_h": 264
},
{
  "label": "water",
  "instance_id": "3",
  "mask_svg": "<svg viewBox=\"0 0 264 264\" xmlns=\"http://www.w3.org/2000/svg\"><path fill=\"white\" fill-rule=\"evenodd\" d=\"M242 247H243V245H242Z\"/></svg>",
  "mask_w": 264,
  "mask_h": 264
}]
</instances>
